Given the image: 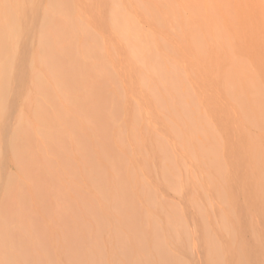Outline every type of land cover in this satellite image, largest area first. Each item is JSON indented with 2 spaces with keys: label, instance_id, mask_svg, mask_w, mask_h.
<instances>
[{
  "label": "rangeland",
  "instance_id": "rangeland-1",
  "mask_svg": "<svg viewBox=\"0 0 264 264\" xmlns=\"http://www.w3.org/2000/svg\"><path fill=\"white\" fill-rule=\"evenodd\" d=\"M70 1L73 4L71 6V8H73V9H71V11L69 12V14L67 16V17H69V19H67V17H62V16H59L56 14L54 18L56 21V28L57 29H55V27H52V28H54V30H53L54 33L51 32L52 28L48 29V33H49L48 40H50L49 38L51 36L52 37L51 41H53L52 42L53 44L50 42V45L51 46L55 45L54 43L56 40L58 42V43L56 42L57 44L55 45L57 48L56 50H55V46H52V48L54 49L53 53L56 51L54 53L56 55V64H55L54 68H50V69L46 68V70H45L44 69L45 67L42 68L43 66H41V69L39 68L40 70L38 71V67H40V65H38V63H37L38 66H36L35 63H33L35 69L31 67L32 64L29 65V63H28V61L30 59L28 56H30V53L32 52L33 49L35 50V48H36L35 45L37 44V35L39 33V28L41 25V24L39 25V22H41L39 11H38V14L36 13L35 15H32V17H34V18H33V20H30L31 23L29 22V24H28V27H29V29L31 28L32 32L30 33V31H29L27 34V37H26L27 40L30 39V41H28V47H31L33 44L34 45H33V47H31V49L30 48L25 49L23 47V49L25 50L24 53H22L23 52L22 47L20 49V51H21L20 54L22 53L24 55V56L21 55V58L23 61H22V65L20 67L21 69L19 68V71H18L19 77H18L17 81H15L13 83L14 84L13 87L17 88L16 84L19 85V87L17 89L13 88L15 90V91L13 90V94L16 95L18 92L19 96L18 95H16V97L14 95H12L14 97L11 96V98H10L11 103H14V105H16V106L14 107L13 104H12V106L14 108H12L10 106L11 108L9 110V114H10L9 116L10 117H16L17 116L16 113H18V111L21 113V111H22L21 107H23L22 108L23 112L27 116L26 115L24 116V114H22L23 112L21 114L24 116V118L27 117L26 118L27 120L28 119L31 120L32 117H31L30 109H29V111L27 109L24 110V108H25L24 105L28 104V102H26L27 101L26 99H28V101L30 99L32 100L31 97H26V96H29V93H30V96L34 97V100L31 101L32 103L29 101V103H30V104H28L29 108H30V105L32 108V106L39 104L40 106H43L46 109L47 115L46 114H44V115L47 116V118L45 120L49 119V121H51L53 124L51 125V127H49V128L47 127V128H43V129L45 131L48 130L46 133H50L49 135H51V133H53V135L55 137L51 135V138L53 137V140L56 142L55 143L51 142L53 144H51L50 142H47L48 145L46 147L44 142L42 141L43 140L42 137L40 135H37L35 141L32 140L33 143L31 144V146L30 147L26 146V148H28V149H26V151L28 150V152L24 151L25 148L23 149V151H24L23 154H24V156H26L25 158L28 159L27 162H30V163H28V165L25 164L26 166H24V169H25V167H27V169L30 168L29 169L30 171L28 172V170H26L27 172H23V171H25V170H23V171H21L22 172V174H21L20 170L17 169L16 165H14V162L12 161L13 159L11 158V155L9 152L10 148H7V146L4 147L5 143H4V140H2V142H3L2 149L4 152V159L2 158L3 162H2V164H1L2 166L0 168L1 187L4 186V184L6 182V176H8V172H10V171L13 172L17 176L16 180L19 179V182H21V184L23 186V189L21 188L22 191L21 190L16 191L17 194H15L16 192L13 191L12 195L11 194L8 195V197L6 198L7 200H5L3 198V204H4V207H6V209H5L3 207V204H2V210L4 211V213L9 214L13 210L12 208H14V207L16 208V206H19V207H17V209L20 208L17 217L14 218L15 220H17V219L18 220L15 222L14 219L13 220L11 219V221L8 223V232L5 234L6 236H8L10 238V240L13 239L11 241L12 247L10 245V248H8V250L6 252L7 256L13 261V264H18L19 262H21L19 264H31V263L35 264L38 262H39L38 264H49V263H51V264H74L76 262H77L76 264H78L77 259L79 257H82V259L81 258L78 259L79 262L85 264L86 263L85 261H88V259L85 260V258H87L86 256H88V258L90 257L91 260L93 259L92 261L89 260V262H87V263L90 264V262L91 263L93 262L92 264H94L95 263L94 261L97 262V259L100 256V252L104 251L102 253H104V255H106V256H109V254H108L109 251L110 250L112 251V248L117 245L116 243L114 244V241L112 243L110 242L112 239V236L110 233L107 232V230L109 231L112 227L113 220L111 222V218H121L124 220L126 218H129L130 215L135 216V214H137V212L139 213V211H140V213L143 214V216L141 218H144L143 222L141 221L142 219H140V221H141V225L143 226V229L145 230V232H150V230L153 228L154 224L157 223V225L160 228L159 229L160 236H158V240L160 241V243L163 244L164 247L166 246L165 249H168L167 252L169 253V255L172 256L173 258L179 260L180 264H218L219 262L216 263L217 262L216 256L213 254V252H211V250H213V249H210V248H212V246H214V245L216 246L217 242H218L217 246L220 247L223 244V245H225V248L226 247L228 248V246H229V248H236V245H238V244L240 246L246 245L245 248L244 247L243 248L247 249L248 252H251L252 256L256 258V252H255V248L253 247L254 243H253V237H252V233H251L252 228L253 229L256 228L255 229L256 232L261 237L264 238V220H263L262 215L258 212L259 206H256V202L258 201V194L256 193L258 185H256L255 181H257V179L261 176V173H260V175H257V179L254 180L253 175L255 173L254 172L255 170H252V169H255V165H254L255 161H256V155L255 154H258L257 156H262V154L264 153L263 152L264 151V149H263L264 148V127H263L264 126V119L262 120V118H264V110H262L261 111L262 114H260V109H262L264 107V0H199V1L198 0H157V2L153 0L154 5H153V1L149 0L150 3L152 2V5L155 7L156 12H159V13H155L156 17L153 14V11H155L154 8L152 6L151 7L145 6L146 5L145 1H147V0H144V1L140 0V2H139L140 4L144 5V8L146 7L145 9L144 8L143 9H137L138 6L137 5L134 6L136 3L133 0H116L117 2H119V4L121 3V5H122L121 12L124 14V16H125V14L129 15L128 18H130V21H132V24L129 23V25L131 27L134 25V28L135 29L138 28V30H139V31L137 30V32H136V30L133 28V31H134L133 32L132 28H131L130 31L133 33L129 32V34L131 33L129 35L131 37L129 38V36H128V38L126 39L127 41H125V42L130 43V47H129L128 43L125 44V42L122 41L123 38L118 33H116V31L114 32L115 36H114V33H113V35L111 34L113 32V29H109L110 26H112V25L109 24L110 23V18H109L110 16H108L109 13L107 11L109 8L105 7V4H103L105 0L102 1V5L98 4V2H99L98 0H96V1L93 0L92 6L93 5L94 6L92 9H91L92 6L87 7L90 4H87V6L85 5V3L88 2V0L85 1V3L82 0H70ZM110 1L112 2L113 0H109V1L106 0L105 3L109 2L108 4L110 5ZM132 1L134 3H131ZM143 2H145V3H143ZM44 3H45L44 0L39 1V7L43 8ZM95 3L98 4L97 5L98 7L96 6ZM155 3L158 4V11H157V6H155ZM78 4L82 5L81 6L82 8ZM103 5H104V9H103ZM147 5H149V4L147 3ZM106 6H108V5H106ZM164 7H166V8H164ZM148 8H150L151 10L153 9V11L150 10L152 13L149 10H146ZM95 9H96V11H95ZM93 10H94V12H93ZM160 10H162V11H160ZM73 11H75V12L73 13ZM82 11H83L82 15H84V17H81ZM146 11H149L150 13L147 12L148 14L145 15ZM77 12H79V14ZM160 12H162V13H160ZM143 13H145V14H143ZM77 14H78V17H77ZM159 14H162V15L160 16ZM26 16H27V14H26ZM70 16L72 18H70ZM159 17L160 18L162 17V18L160 19ZM78 18H82V19L84 18V19L81 20ZM128 18H126V20ZM36 19H37V21H36ZM72 19H74V20H76V22H78V26L76 28H73V30L71 31L69 26L68 27L66 26L67 24H65V22L68 20H72ZM164 19H165V21H164ZM133 20H134V22H133ZM32 21H33V23H32ZM27 22H28V20H27ZM34 22H35V24H34ZM219 25H221V26H219ZM130 26H129V28H130ZM80 29H82V30H80ZM111 30H112V32H111ZM59 33L61 36L59 35ZM64 34H66L65 37L67 36L66 38L68 39V40L66 39L68 41V42H66L67 45L65 42H63V41H66L65 37L63 38ZM116 34L118 37L116 36ZM32 35L33 36L35 35L34 38ZM91 36H92V39H91ZM96 36L98 39L97 43L98 42L100 43V45H98L99 43L97 44V47H99L101 49L104 48L103 51L107 52V54L106 53L104 54L102 52L103 54L100 55L99 52L94 53V51L92 50V48H93L92 46L94 45V43L96 44ZM54 37H56L57 39H55ZM87 37H89V38H87ZM26 38L23 39V43L26 41ZM132 38H133V40H132ZM135 38H137L138 40H136ZM238 38H239V40H238ZM33 39H35V40H33ZM90 39H91V41H93L95 39L94 40L95 42L93 43V42L89 41ZM129 39L131 41H129ZM220 39H221V41H220ZM222 39L224 41H226V43H228V44H225V42L223 43L226 45L227 48L232 47L231 45H232V43H234L232 49H230L231 51L230 50L228 51L229 53L227 52L226 47H224L225 45L224 46L222 45V47H224V48H222L221 45H220L221 48H219V46L217 47L216 44H219V42L220 43L223 42ZM61 40H63V41H61ZM35 41H36V44H35ZM133 41H136V42L138 41V42L137 43L134 42V43H136V45H135L133 43ZM157 41L159 42V44ZM154 42H155V46H157V48L154 47V44H153ZM230 42H232V43H230ZM92 43H93V45H92ZM229 43H230V46H229ZM89 44L92 45L91 49L88 48L91 51V52H89V54H93V56H90L87 53L88 49L86 50L87 52H84V50H85L84 48L87 47L84 45L89 46ZM144 44H146L147 47L150 46V44H152L154 49L151 46V50H149L151 52H149V51L147 52V49H146L147 47L144 48V46H145ZM59 45H61V48L59 47ZM127 45H128V47H127ZM138 45L142 46L141 48H144L146 51L144 52V50L142 49L143 52H141V50H139L140 47L138 48L139 51L137 49L134 50V48L136 46L138 47ZM193 45H195V46H193ZM97 47L95 46L96 49L95 48H93V49H95V51H99V50H97L98 49ZM131 47L133 48L132 50H131ZM127 48H129L128 51H127ZM148 48H150V47H148ZM220 49L222 52L220 51ZM223 49L226 52H224ZM129 50L133 51V53H131V51H129ZM198 50L200 52H203V53H200ZM61 51H63L65 54L61 55L58 53ZM92 51H93V53H92ZM134 51L137 54H135ZM138 52H140V54ZM146 52H147V54L145 55L144 53H146ZM187 52H189V53H187ZM82 53H85V54L87 53V55H89V57H92V58L95 56H98V57H95L94 60L92 59V62H96L97 60H99L102 57L104 60V64L102 63L101 59L99 60L100 64H99V62L98 63L96 62L95 63L96 65H94V63L92 64L91 61H90V63H88L89 60H87V62H86V59L88 56L84 57L86 55H84ZM100 53H101V51H100ZM149 53H151L152 56L150 55V57H149L148 56ZM78 54H80V55H78ZM75 55H78V56L75 57ZM82 55H84V56H82ZM141 55H142V57H141ZM190 55L192 56V58ZM63 56L67 57V60L65 61V63L63 60L66 57H64V59H60V57L63 58ZM79 56H82L81 57L82 59L85 58V60H83V62L85 64L88 63V65L90 64L89 65L90 69H92L93 67H94L93 69L95 71L99 69L100 74L98 71H96L97 73L94 71L95 74L92 73V75H91L90 69L87 68L88 72L86 74L89 73L87 75L89 77L85 76L86 80L83 79V78H85L84 73L86 72V69H84V68H86L88 65L87 64L85 65L84 63H82V59H80L79 62L74 61V60L79 59L80 58ZM131 56H132V58H131ZM146 56H148L149 59L145 60ZM152 57L155 58L156 61L153 60ZM97 58H99V59H97ZM134 58H136L137 60ZM95 59H97V60H95ZM130 59H133V60H130ZM24 60H25V62H24ZM59 60L61 62L63 61L64 64L63 63L60 64L61 62H59ZM72 60H73V62H72ZM90 60H91V58H90ZM144 60H145V63L147 62L146 64L143 62ZM67 61L69 63H67ZM136 61H138V62H136ZM76 62L80 63L79 68H78V69H80L79 70L81 72L80 74L76 73V72H78V69L77 70L72 69L73 70L72 71L68 68V66H69V67L76 69V67H75V66H77ZM101 63L103 65H101ZM105 63H107V64H105ZM73 64H74V66H73ZM82 64L84 66V67L82 66V69L85 71V72L83 71V73H82V71H81L82 69L80 67ZM142 64H144L143 66L146 69L142 68ZM153 64L154 65L156 64L157 67L155 66L156 68H154ZM159 64H161V65L159 66ZM104 65H106L105 66L106 68L108 66L107 71L105 70L106 68H103ZM23 66H25V67L23 68ZM62 66H64L66 70ZM59 67H60V70H59ZM173 67H175V69H177V70H178V68H180L179 69L180 73L178 71L176 72V70ZM102 68L104 69V71H102ZM157 68L158 69L160 68L159 69L160 71ZM31 69H34V71H35V72L32 71V75H30ZM43 69L45 71H43ZM48 69H49V71H48ZM172 69H174V71L176 73H178V75L179 74H180V76L182 75V78L185 76L184 80L185 81L187 80L186 82H188V83L192 82V83L188 84L179 76L177 77V74L174 71H172ZM237 69L238 70L241 69L243 72H239V71L237 72ZM29 70H30V72H29ZM155 70H157L158 72L161 73L162 78L160 77V74H158V76L160 78H158V77L155 78L153 76L154 75L153 72L158 73ZM162 70L165 73L164 75H162ZM33 72H34V74H36V77L38 78V83H34L33 81H31L32 86H33V83L35 85V87L31 86V88H35V89L38 85H39L38 87H40L39 82H42V80L40 81L41 76H43L45 72H46V74L48 73L47 76H46V74L43 76V78L45 80H43V82L41 83V88L44 90H41V91L39 90L41 93H39L38 90L31 89L30 88L31 83L29 85V81H27V78H30L29 80H33L32 78L35 77ZM36 72L39 74L41 72L42 73H41V75H38ZM69 72H71V76L68 75ZM56 73H58V74H56ZM168 73L170 75H168ZM25 74H27V77ZM63 74L66 76H69L70 78H72V76H73V78L70 80H69V78H67L68 81L64 80V78L66 79V77L65 76L63 77ZM81 74H82V78H81ZM237 74H245L246 77L249 75L248 76L249 78H250V76L251 77L256 76V79H259L258 80L259 82L256 79H255L256 82H253L255 80H254V77H252L251 78L252 84H251V82H249L250 80L246 84L245 83L246 81L240 80L241 77L238 76ZM95 75H96V78H95ZM109 75H111V76H109ZM21 76H22V78H20ZM155 76H157V75L155 74ZM163 76H165V77H163ZM168 76L170 78H171V76H175V78H176V80H174L175 83H172L171 81L173 78L169 79ZM194 76H195V78H194ZM243 77H245V76H243ZM76 78H77V80H76ZM95 79H96V81H95ZM246 79H244V80H246ZM18 80L19 81L21 80L20 84H19ZM54 80H56L57 83ZM82 80H84V81H82ZM149 80H151V81H149ZM71 81H72V83H71ZM79 81L81 82V84L79 83ZM144 82H145V85H143ZM160 82H162V83H160ZM257 82H258V84H257ZM23 83H24L23 87L26 90H24L22 87ZM53 83H54V85H53ZM146 83H149V84L146 85ZM170 83H172L171 84L172 89L168 88L171 86ZM176 83L177 84L180 83L178 85H181V86L178 87V85ZM249 83L251 84V86H253V83H255L256 86L257 85L258 86L257 87L253 86V88H255V89L253 91H251L252 87L249 85ZM150 84L153 86H151ZM167 84L170 86H167ZM245 85H249L250 87L249 86L247 87ZM85 86H87V88H86L87 90H85V88H83ZM88 86L89 87L90 86L91 87L96 86V87H94V90H92L93 87L92 88L90 87L91 88L90 89V88H88ZM97 86L98 87L101 86L104 89V91H106V93L105 92L102 93L103 89H101V91H100L101 87H99V89H98ZM159 86H160V89H159ZM188 86H189V89H188ZM154 87H156V88H154ZM162 87H165V88L163 89ZM27 88L31 89L30 91H28L29 93L27 92V90H29ZM50 88H52L54 93L50 92V91H52V90H49ZM72 88H73V90H72ZM161 88L163 91L161 90ZM256 88H259V89L256 90ZM89 89L91 91H89ZM145 89H147V91ZM169 90H170V92H169ZM228 90L231 94H229V92L226 94V92ZM259 90H260V92H259L260 94H253L255 91L257 92ZM24 91L27 92V95L25 94L26 92H24ZM85 91H87V92H85ZM92 91L94 93H99V91H100L99 96L97 97V94H96V96H95V94H92L93 93ZM187 91H190L192 94H188L189 92H187ZM146 92H148L149 94L147 95ZM47 93H48V95H47ZM49 93H51V95ZM81 93H83V94H81ZM103 94H104V100H101L103 102L102 103L103 106H102L101 101L99 99H103V97H100L101 95L103 96ZM176 94H178V96ZM51 96H53V97H51ZM94 96L97 97V99ZM182 96L184 99L182 98ZM22 97H26L25 99H23V100H26L25 101L26 104L24 102H22L23 101ZM35 97L41 98V99H38L40 103L38 102V100ZM50 97L52 99H50ZM112 97H114V98H112ZM116 97H117V99H116ZM151 97H153V98L151 99ZM203 97H205V98L203 99ZM78 98H80V99H78ZM88 98H89V100H88ZM93 98H94V100H93ZM154 98H156V99H154ZM159 98H160V100H159ZM12 99L15 101H13ZM35 99H36V101H35ZM117 100H119V101H117ZM182 100H183V103H182ZM259 100H261V101H259ZM157 101H159V102H157ZM33 102L36 104H33ZM49 102H51V103H49ZM96 102L98 104L100 103V105L98 107L101 106L100 107L101 110L100 109L98 110V107L96 109V107H95ZM108 102L110 103V106L112 104H115V105H113V108L116 111L115 113H114V109L111 108L112 106L110 108H108L109 107ZM56 103H57V105H56ZM160 103L162 104V106L160 105ZM243 103L245 104L244 107H246V111L244 110L245 112L242 110V108H244L242 105ZM21 104H22V106H21ZM164 105H166V106H164ZM236 106H239V108ZM154 107H155V110L157 109L156 112L154 110ZM249 107H251L250 110L249 109L247 110V108H249ZM93 108H94V110H93ZM134 108H135V110H134ZM162 108H164V109L162 110ZM182 108H184V109H182ZM18 109H20L21 111ZM176 109L178 112H176ZM186 109H188L187 110L188 119L186 116L187 113L185 114ZM251 109H253L254 113L251 112ZM255 109H257L259 111L258 115H256L257 110L255 111ZM13 110L16 112H14ZM57 110H59V111H57ZM239 110L240 111L242 110V112L240 113ZM51 111H54V112H51ZM117 111H119L120 113H118ZM136 111L139 114H141V115H139L137 113V115L139 117L136 115V113H135ZM238 111H239V113H238ZM247 111L248 112L250 111L251 113L248 115ZM166 112H167V114H168V112L170 114L166 115ZM189 112H190V114H189ZM13 113L16 116H14ZM162 113H164V114H162ZM193 113H194V115H193ZM242 113L245 114V117L247 114V119L248 118L251 119L250 120L251 123H253L255 121L256 122L255 124H257V126L260 123V121L257 119L258 116L261 117L260 120L263 123L261 122L262 124L260 123L259 127H256L255 124L250 123L249 119L247 122V119L244 118V116H243L244 114H242ZM52 114L55 118H53ZM131 114L133 117L135 116L136 118L137 117L139 118V119H136V120H138L137 121L138 123L135 122V124H134V122H133L134 125L131 123L132 122L131 120L134 119V118H132ZM254 114L257 116V118L254 117L255 116ZM58 115H60V116H58ZM236 115L239 117V119L237 118ZM250 115H253L252 118ZM145 116H147V118H145ZM159 116H161V117H159ZM183 116L185 117V119ZM189 116H190V118H189ZM191 116H193V118ZM151 117H152V119H151ZM234 117H236V118H234ZM58 118H60V119H58ZM119 118H120V120H118ZM130 118H132V119H130ZM174 118H175V120H173ZM254 118L256 120H258V122L256 120H254ZM27 120H26V122H27ZM103 120L105 121V123ZM31 121H33V118ZM111 121H112V123H111ZM28 122H29L28 124H30V121H28ZM107 122L109 124H107ZM114 122H116L115 123L116 125H119L121 127V130L124 129V131H123L124 134H126V132H129L131 130L130 129L132 127L131 125H133L135 127V128L132 127V129L134 130V131H132L133 136L131 135L132 132L129 133L128 135L126 134L127 136L125 135L128 139H126L124 136V139L128 140L129 143H127V141H125V140L123 141V138H122V140L120 138V140L122 141V144L124 142L123 147H122L121 142L118 140L119 137H123V135H122L123 133L119 136L117 135V133L120 132V131H118V130H120V127L113 125ZM179 122H181L180 125H179ZM10 123L14 124L12 122H10ZM31 123H33V122H31ZM36 123H38V121H36L35 124ZM183 124H184V127H183ZM189 124L190 125L192 124V125L190 126ZM210 124L212 126H210ZM33 125H34V123L32 124V126ZM10 126L8 128H10ZM55 126H56V129H55ZM113 126H115L114 130H113ZM129 126H130V128H128ZM192 126L194 127V130H193ZM179 127L181 128V131H185V133L180 132V130H178ZM190 127H192V128L190 129ZM212 127H214L213 128L214 132L207 129V128H209L212 130ZM126 128H127V131L125 130ZM144 128H145V130H144ZM185 128L187 130L190 129V131H189L190 134H188V131H186ZM198 128H202L203 131H200V129H198ZM53 129H55V130L53 131ZM60 129H61V131H58ZM128 129H130V130L128 131ZM243 129L249 130L248 135H250V132H251L252 136L255 135V136H253V138L259 134L257 137H259V136L260 137H259V139H257V141L260 142L261 147H259V144L256 143L257 141L254 140L255 138L254 139L251 138L252 137L251 135L248 138H245V140H243L244 137L248 136V135H246V136L243 135L247 131L246 130L245 133H243V131H242ZM170 130L172 132H170ZM45 131H43V132L45 133ZM55 131L57 133H55ZM205 131H206V133H205ZM111 132H113V133H111ZM115 132H117V133H115ZM174 132H179V133L175 134ZM58 133H59V135L61 133H63L60 135V138H58L59 135L57 136ZM97 133L100 136L97 135ZM172 133H174V135H172ZM186 133L190 136L189 137L186 136L187 135ZM209 133H210V136L211 135L215 136L214 140L212 139L214 137H211V139L213 141L209 138L210 137L209 135H206ZM91 134L96 135L97 138L95 136L93 137V135H91ZM107 134L108 135L112 134V135L109 137H106ZM115 134L117 135L118 139L115 137ZM184 134H186V135H184ZM241 134H242L243 138L239 137V136H241ZM181 135H182V137H181ZM202 135H204L203 136L204 138L202 137ZM38 136L41 138H39ZM71 136L72 137L74 136V137L72 138ZM85 136H87L88 140ZM174 136H175V138H174ZM185 136H186V138H184ZM90 137L95 138L96 140L92 139ZM102 137H103V139H102ZM114 137H115V140H114ZM130 137H131V139H130ZM141 137H143V138H141ZM155 137H156V139H155ZM219 137H220V139H219ZM62 138H64V139H62ZM194 138H196V139H194ZM238 138L240 139V141L242 140V142L246 141V143H243V146H245V147L242 148V143L238 140ZM32 139H34V138H32ZM182 139H184V141L187 144H188V142H190V143L192 142L191 143L192 147L194 149H196V151H193L194 149L192 147H190L191 149H193L192 153H191V154H193L192 156H191V154L190 155L188 154V157L183 156V155H185L184 151H186L188 149V148L186 149L185 147H189L188 146L189 144L187 145L185 143L184 145H182L181 142L184 143V141H182ZM187 139L188 140L190 139L191 141L187 142ZM67 140L69 142H67ZM70 140H72V141H70ZM94 140L100 141L99 146L96 145V147H95L96 142ZM116 140L118 141V143H120V146L123 149L121 148L119 150V147L117 150L114 149V147L116 145L119 146V144L116 143L117 142ZM253 140H254V142H252ZM48 141H51V140H48ZM91 141L95 142V143H93L94 145L92 144ZM142 141H144V142H142ZM178 141H180V142H178ZM195 141H197V142H195ZM57 142H58V144H57ZM105 142H107V143L105 144ZM109 142H111L110 149H109V145H108ZM113 142H114V146L112 149ZM130 142H132V144ZM162 142H163V144H166V145H164V147H162L161 148L162 150H161L160 147H161ZM167 142H168V144H167ZM169 142H170V145L172 146V148L171 147L169 148V146H170ZM239 142L241 144V147H239L240 146ZM23 143H22V146H24V144H25V143L24 144ZM49 143L51 145H54V147L49 145ZM209 143H210V145H209ZM236 143H238V145ZM250 143L253 146L255 144V146L253 147ZM80 144L82 145V147ZM143 144H145V145H143ZM148 144L151 146V148H150V146H148ZM157 144H159V145H157ZM179 144H180V148H179ZM197 144H199V147ZM245 144H247V145H245ZM173 145L174 146L176 145V147H173ZM200 145H201V147H200ZM212 145L214 147H212ZM249 145H250V148L247 147ZM43 146L46 147V149H44ZM91 146H93V147H91ZM125 146H127L128 149ZM156 146H157V148H156ZM52 147H53V149H50ZM144 147H146V148L144 149ZM167 147H168V149H167ZM219 147H221V148H219ZM236 147L238 148V150ZM258 147L262 150L260 151V149ZM57 148H59V149H57ZM116 148H117V146H116ZM183 148H184V151H183ZM212 148H214V149H212ZM216 148H218V149H216ZM244 148H245V150L246 149L247 150L245 151ZM133 149H135V150H133ZM152 149L153 150L158 149V150H156V152H154L155 150L153 151ZM170 149H172V150H170ZM189 149H188V152L190 153L191 151H189ZM201 149H203L202 150L203 152H201ZM241 149L246 152V155H245V152H241ZM248 149L249 150L252 149V151H249ZM253 149L254 150L259 149L258 152H260V153H258L257 150L255 152ZM113 150H116V151L119 150V152H116ZM87 151H89V154H87ZM112 151L114 152V154ZM131 151H133V152H131ZM146 151H147V153H146ZM161 151H162V154H160ZM164 151H166V155H165ZM198 151H200V152L198 153ZM137 152H138V154H136ZM163 152H164V155H163ZM170 152H171V154H169ZM204 152H206V154ZM133 153H135L137 156L135 154L133 155ZM182 153H183V155H182ZM185 153H187V151ZM200 153L202 155L204 154L207 156V158L205 156H203L206 158V159L202 158V159H205L204 161L202 160L203 163H201V157H200L201 154ZM72 154H73V156H72ZM139 154H141L140 155L141 157L138 156ZM179 154H181V155H179ZM88 155H90V156H88ZM91 155H93L94 158L96 155V157L98 159L97 164H96V159L94 160ZM114 155L118 156V157L113 158ZM159 155H160V157H159ZM177 155L182 160H180ZM252 155H255V156H252ZM98 156H100V157H98ZM149 156H150V158L152 156V158H151L152 160L148 159ZM165 156H167L168 158ZM180 156H182V157H180ZM208 156L210 158L207 161ZM251 156L255 159L253 160ZM52 157H53V159H52ZM101 157H102V159H100ZM120 157L123 158L124 162L125 161L129 162V159H127V158L130 157L132 160L129 163H131V164H129L127 162L128 164L125 163V165H124L123 164L124 162L120 161L121 160ZM173 157H174V159H173ZM183 157L185 158V161H184ZM219 157H222V158L220 159ZM25 158H24V160L26 161ZM76 158H78V159H76ZM124 158L126 160H124ZM165 158H166V160H165ZM169 158H171L172 159L171 161H174V162H171V161L169 162ZM197 158H198V160H197ZM117 160H118V163L121 162L120 164H123V166H125V167H122V166L118 165L119 168L122 167V169H121L122 171L125 170V171H127V173H130L132 171L136 172L135 176L137 178L139 177L138 180L136 179L137 181L135 179H133L134 178L133 175H132V177H129V180L131 178V181L133 179L132 182H134L133 183L134 185L132 183H130V185L132 184L131 186L129 185L131 188L133 187L132 190L129 186H128V188L125 189V187H126V185H125L124 188H123V186H122V188L120 187L121 192L118 193V191H120L119 185H121V182L123 184L126 183L125 181L126 180L128 181V179H127L128 176H126L127 178H124L126 180H124V182H123L124 175H127L126 173H124L125 171L124 172L119 171L117 173L116 171L113 170V169H115L114 168L115 166L112 167L113 165H111L110 163L115 162L114 164L117 165V163H116ZM178 160H180V161L176 164V162ZM43 161H45V162H43ZM147 161H149V162H147ZM198 161H200V162H198ZM238 161H241V163ZM251 161L254 162V164L251 163L252 166H254L253 168H251V166H249ZM98 162H100V164ZM132 162H134V163H132ZM219 162H220V164H219ZM47 163H49V164H47ZM108 163L113 168L112 171H110L111 168L109 167L110 165ZM159 163L161 166L159 165ZM170 163H172V164H170ZM186 163H187V165H186ZM134 164L135 165L137 164V165L135 166ZM168 164H170L171 166H169ZM200 164H202V165L200 166ZM131 165H134L135 168H134V166L132 167ZM157 165H158V167H157ZM173 165H175V166L173 167ZM39 166H41V167H39ZM42 166H43V168H42ZM118 166H116L117 171L120 170V169H118ZM162 166H163V168L161 169ZM211 166H213V167H211ZM14 167H16V168L14 169ZM131 167H132V171L129 172L128 169L131 170ZM142 167H145L144 170L146 169V171H143ZM153 167H154V169H153ZM169 167H170V169H168ZM182 167H184V169L187 167L186 171L188 173L184 172L185 170ZM218 167H220V168H218ZM243 167H245V168H243ZM36 168H38V170ZM207 168L209 170H207ZM16 169L19 171H17ZM32 169H34V170H32ZM94 169H96V171H95L96 173L94 172ZM62 170H63V172H62ZM163 171H164V173H163ZM252 171L254 173H252ZM111 172H113V174ZM219 172L220 173L222 172V176H223V173H225L224 176L226 177L225 179L227 180L226 185L222 182V187L220 184L221 182H219V181H223V178L221 177V174ZM13 173H12V175H14ZM19 173H20V175H19ZM115 173H117V174L121 173V174L116 176ZM97 174H98V176H97ZM103 174H104V176H102ZM22 175L24 176V178H22ZM163 175H166V177ZM129 176H130V174H129ZM114 177H115V179H114ZM229 177H230V179H229ZM162 178H163V180H162ZM102 179L104 181V184H102V182H101ZM180 180L181 181L183 180L182 183ZM116 181H118L119 185L115 184ZM131 181H128V184ZM175 181H176V184H175ZM217 181L219 183H217ZM66 182H67V184H66ZM135 182H137L136 185H138L139 188L144 183L143 187H141V190L143 188L142 193H140L141 190H140V192H137L138 197L136 196V191H139V189L137 188V186H135ZM160 182H161V184H160ZM31 183H32V185H31ZM99 183H100V185H99ZM21 184H20V186H21ZM28 184H29V186H28ZM254 184H255V186H254ZM52 185H53V187H52ZM104 185L106 186V188ZM174 185H176V186L181 185V186H179L178 188L175 186L176 188H175V190H173ZM59 187H60V189H59ZM134 187H135V189H134ZM129 188H130L131 192L136 190V188H137V190L134 191L135 192L134 194L133 193L131 194V192L129 191ZM157 188L159 190H157ZM154 189H155V192L153 191ZM145 191H147L148 193H145ZM21 192H23L22 194H23V197L25 198V199L23 198L24 202L22 200V197H20V195H22V194H20ZM127 193H128V195H127ZM144 193L147 195L146 197L149 196L148 199L150 201H153V199L156 201L155 209H154V207L149 206L150 205L149 202H148L149 205L147 204L146 199L144 200V198H145ZM97 194H98V196H97ZM250 195H253V196H250ZM127 196H129V199L127 198ZM108 197H109V199H108ZM112 197L114 198L113 202H109V200ZM242 197H244L243 198L244 202L242 201ZM150 198H153V199L151 200ZM246 198H248V202H247ZM148 199H147V201H148ZM156 199H158V200H156ZM97 200L99 201V203H101L103 205L102 209H100V208L98 209V208L94 207V204L97 202ZM226 201L230 202L232 204V207H234L232 210H231V205L229 207V210H231L230 212H232V214L229 213L225 209V208H227L226 207ZM11 204H12V207H11ZM15 204H16V206H14ZM154 204L155 203L153 202V205ZM8 205H10V209H9ZM136 207H137V209H136ZM203 207L205 209L207 208V210H205ZM246 208H249V210L247 209V211H246ZM174 209L176 212L174 211ZM216 209H218V210H216ZM235 210L237 211V214H236ZM215 211H216V214H218V215L217 216L215 215L216 221H213ZM223 211H225V212H223ZM108 212H109V215H108ZM170 212H172V217H170V215H171ZM226 213L228 214L229 217L232 216V218L234 219L233 220L232 218H228V223H227L229 225V226L227 225V227H229L230 229H232V228L235 229V231H234L235 239L233 238V240H231V242H229V236L227 235V233L224 229V226H226V225H224L226 222V220H224ZM148 214H150V216H151V217L149 216L147 218L148 220L150 219V222H148L145 219L148 216ZM177 214H179V216ZM111 215H112V217H111ZM29 216H30V218H29ZM205 216L208 217V221L205 218ZM46 217L49 220H47ZM137 217H139V216L137 215ZM173 217L175 220L173 219ZM176 217H178L177 220H176ZM179 218H180V220H179ZM188 218H189V220H188ZM51 219H52V221H51ZM243 219H244V221H243ZM97 220L99 221L98 224H96ZM137 220L139 222V218H137L136 221ZM187 221H189L190 223ZM218 221H219L218 227L220 226L219 229L217 228V222ZM204 222H205V225H204L205 229L208 231V234L210 233L209 235L207 234V231H205V229H203L204 226L202 223H204ZM188 223H189V226H188ZM139 224H140V222H139ZM208 224H210V225H208ZM53 225H56V226L53 227ZM107 225H109V226H107ZM175 226H178V228H179V229L176 228V233H178L177 230L178 231L180 230V232L177 235H176V233H174L172 231L173 228L175 229ZM191 226H192V228H191ZM14 227L16 229H13ZM18 227H23V228H21L22 231H20ZM44 228H46V229H44ZM53 228L55 230H52ZM56 228H57V231H56ZM75 228H77V230ZM82 228H83V231H82ZM197 228H198V230H197ZM49 229L52 232H49ZM14 230H16L17 232H15ZM24 230H27V231L25 232ZM23 231L25 233H23ZM95 231H97L96 232L97 234L95 233ZM213 231H214V233H213ZM42 232H44V234ZM83 232H84V234H83ZM81 233H82V235H81ZM88 233H89L90 239L87 237ZM105 233H107V234H105ZM56 234L58 237L56 236ZM58 234H60V236L62 238H59ZM100 234H101V237H100ZM41 235H42V237H41ZM68 237H69V239H68ZM189 237H190V239H191V237L193 238L192 241H190ZM208 237H210V238H208ZM39 238H40V240H39ZM81 238H82V240L80 241L79 239H81ZM97 238L99 239V242L97 241ZM164 238H166V239H164ZM86 239H88V240H86ZM109 239H110V241H109ZM168 240H170V241H168ZM176 240L178 242L177 244H175ZM6 242H8V241H6ZM50 242H53V244L52 243L50 244ZM77 242H79V243L77 244ZM95 242L97 243V245H98V243L100 245H98L99 248L95 247V249H98L97 251H94L92 248V250L95 252L94 253L91 250V247H94V245L96 246ZM104 242H105V244H104ZM55 243H57V244L55 245ZM168 243H170V244H168ZM235 243H237V244H235ZM101 244H102V247L105 246L104 248L107 250V253H105L106 252L105 249H101L102 248V247H100ZM172 244H173V246H172ZM84 245H87V246H84ZM210 245H211V247H210ZM234 245H235V247H234ZM62 246H64V250H62L63 248L61 249ZM109 246L111 249L108 248ZM56 247H58V248H56ZM88 247H90V248H88ZM79 248H81V249H79ZM82 248H83V251H82ZM86 248H88V249H86ZM223 248H224V246H223ZM85 249H86V251H85ZM99 249H101L102 251L101 250L99 251ZM50 250L51 251L53 250V251L51 252ZM65 251H67V253ZM111 251H110V253H111ZM51 254L53 255V257L51 256ZM94 254L96 255L97 258L94 257ZM42 255H47L48 257H50V256L51 257L49 258V260H47L48 257L47 256L43 257ZM212 255L215 257H213ZM38 257H39V261H38ZM253 257H252V259H253ZM51 258H53V259H51ZM36 259H37V261H36ZM57 259H58V261H57ZM200 259H201V261H200ZM214 259H216V260H214ZM232 260L234 261V259L231 258V255H230V259L227 262L230 263V261H232ZM34 261H35V263H34ZM57 262H59V263H57ZM229 263H226V264H229ZM3 264H7L5 262V260L3 261ZM231 264H232V262H231ZM233 264H235V261L233 262Z\"/></svg>",
  "mask_w": 264,
  "mask_h": 264
},
{
  "label": "bare ground",
  "instance_id": "bare-ground-1",
  "mask_svg": "<svg viewBox=\"0 0 264 264\" xmlns=\"http://www.w3.org/2000/svg\"><path fill=\"white\" fill-rule=\"evenodd\" d=\"M39 1H42V0H0V168H1V164H2V162H3V160H2V158L4 159V152H3V149H2V147H3V142H2V140H4V147L5 146H7V148H10L9 150V152H10V155H11V158L13 159L12 161L14 162V165H16V167H17V169H19L20 170V173L22 174V172L21 171H23V170H25V171H23V172H27L26 170H28V172L30 171L29 169H27V167H25V169H24V166H26L25 164H27L28 165V163H30V162H27L28 161V159L27 158H25L26 156H24V151H26V149H28V148H26V146H28V147H30L31 146V144L33 143V141H35V139H36V136L37 135H40L41 137H42V141L44 142V144H45V146L47 147V145H48V143L47 142H53V143H55L56 141H54L53 140V137L51 138V135L52 136H54L53 135V133H51V135H49L50 133H46L47 131H45L43 128H49V127H51V125L53 124L51 121H49V119L48 120H45L46 118H47V116H45L44 114H46V109L43 107V106H40L39 104H36V103H34L33 102V104H36L35 106H32V108H31V105H30V108H29V105L28 104H30L29 103V101L31 102V101H33L34 100V97H32V96H30V93L28 92V91H30L31 89H35V88H31V86H32V82L31 81H33L34 83H38V78L36 77V74H34V64L33 63H35V65L36 66H38V65H40V67H38V71L41 69V66H43L42 68H44L45 70H46V68H54L55 67V64H56V55L53 53V51H54V49L52 48V46H55L58 42H57V40L55 41V45H50V42L52 43L53 41H51V36H50V40H48V37H49V33H48V29H50V28H52V27H55V29H57L56 28V21H55V15L57 14V15H59V16H62V17H67L68 16V14H69V12L71 11V9H73V8H71V6L73 5L72 4V2L69 0H44V7L43 8H40L39 7ZM82 1H84V3H85V1H87V0H82ZM94 1H96V0H94ZM99 2H98V4H101L102 5V1L103 0H98ZM109 1V0H108ZM136 4L134 5V6H138L137 7V9H143L144 8V5L143 4H140L139 2H140V0H133ZM131 2V3H134V2ZM142 1H144V0H142ZM148 1V2H147ZM147 1H145L146 2V7H153L154 8V10L155 11H153V9L151 10L150 8H148V9H146V10H151V11H153V14H154V16H155V13H159V12H156V9H155V7L153 6L154 5V1H156L157 2V0H152L153 1V5H152V2L150 3V1L149 0H147ZM199 1V0H198ZM90 2V3H89ZM93 2V0L91 1V0H88V2L87 3H85V5L87 6V4H90V5H88L87 7H89V6H92V3ZM106 2V0L104 1V3L103 4H105V7H108L109 9L107 10L108 11V13H109V15L108 16H110L109 18H110V23L109 24H111L112 26H110V28L109 29H113V32H112V30H111V34L113 35V33L116 31V33H118L123 39H122V41H127L126 39L128 38V36L131 34V33H133L134 31H133V28H134V25L131 27L130 25H129V23H131L132 24V21H130V18H128L129 17V15L127 14H125V16H124V14L121 12V9H122V5H121V3L119 4V2H117L116 0H113L112 2L110 1V5L108 4V3H105ZM145 2H143V3H145ZM82 3V2H81ZM147 3L149 4V5H147ZM210 3V2H209ZM96 4V3H95ZM98 4H96V6L98 5ZM151 4V5H150ZM198 4V3H197ZM78 5H80V4H78ZM106 5H108V6H106ZM128 5V4H127ZM201 5V4H200ZM82 5H80V7H81ZM94 6V5H93ZM93 6L91 7V9L93 8ZM155 6H157V11H158V4L157 3H155ZM79 7V8H80ZM98 7V6H97ZM145 7V8H146ZM193 7V6H192ZM82 8V7H81ZM144 8V9H145ZM164 8H166V7H164ZM173 8V7H172ZM103 9H104V5H103ZM129 9V8H128ZM162 9V8H161ZM82 10V9H81ZM90 10V9H89ZM88 10V11H89ZM38 11L40 12V19H41V22H39V25H40V28H39V33H38V35H37V44H36V41H35V46H36V48H35V50L33 49L32 50V52L30 53V56H28L30 59H29V61H28V63H29V65H31V67L32 68H34V69H31V72H30V70H29V72L31 73H29L30 75H32V71H34L33 72V74L35 75V77H33L32 79L33 80H29L30 78H27V81H29V85H30V83H31V85H30V88L31 89H29V88H27V89H29V90H27V92L29 93V96H26V97H31L32 98V100L30 99L29 101H28V99H26V100H23V99H25L26 97H22V102H24L25 103V101L26 102H28V106L27 105H24L25 106V108H24V110L25 109H27L28 111H29V109H30V111H31V117L33 118V121H31L32 120V118H31V120H27L26 118L27 117H25L24 118V116L26 115L24 112H23V107H21V110L20 109H18V110H20L21 111V113L22 114H24V116L18 111V113H16L17 114V116L14 114V116H16V117H10L9 115V110H10V108L12 107V108H14L16 105H14V103H11V100H10V98H11V96L12 95H14L13 94V88H16V87H13L14 86V82L15 81H17V79H18V77H19V73H18V71H19V68L21 67V65H22V58H21V55L22 56H24L22 53H24V49H23V47L25 48V49H31V47H33V45L31 46V47H28V41H30V39L29 40H27V34H28V32L30 31V33L32 32V30H31V28L29 29V27H28V24H29V22L31 23V21L30 20H33V18L34 17H32V15H35L36 13L38 14ZM85 11V10H84ZM95 11H96V9H95ZM149 11H146V14L145 13H143V14H145V15H147L148 13L147 12H149ZM150 11V12H151ZM160 11H162V10H160ZM75 11H73V13H74ZM93 12H94V10H93ZM149 12V13H150ZM72 13V14H73ZM78 14H79V12H77ZM107 13V14H108ZM152 13V12H151ZM160 13H162V12H160ZM26 14H27V16H26ZM78 14H77V17H78ZM83 14V11L81 12V15ZM85 14V13H84ZM96 14V13H95ZM106 14V13H105ZM152 14V15H153ZM150 15V14H149ZM160 16L162 15V14H159ZM39 16V15H38ZM73 16V15H72ZM30 17V18H29ZM81 17H84V15H82ZM156 17V16H155ZM70 18H72L71 16H70ZM126 18H128L127 20H126ZM160 18V17H159ZM162 18V17H161ZM160 18V19H161ZM67 19H69V17H67ZM78 19H81V20H83L82 18H78ZM27 20H28V22H27ZM36 21H37V19H36ZM87 21V20H86ZM107 21V20H106ZM130 21V22H129ZM164 21H165V19H164ZM27 22V23H26ZM133 22H134V20H133ZM32 23H33V21H32ZM34 24H35V22H34ZM65 24H67L66 26L68 27L69 26V28H70V30L72 31L73 30V28H76L77 26H78V22H76V20H74V19H72V20H68V21H66L65 22ZM26 25V26H25ZM31 25V24H30ZM129 26H130V28H129ZM219 26H221V25H219ZM112 27V28H111ZM79 28V27H78ZM131 28H132V31L133 32H131L130 30H131ZM235 28V27H234ZM233 28V29H234ZM83 29V28H82ZM82 29H80V30H82ZM135 29V28H134ZM53 30H54V28H52V33H54L53 32ZM66 30V29H65ZM136 30V32H137V30H138V28H136L135 29ZM34 31V30H33ZM68 31V30H67ZM139 31V30H138ZM206 31V30H205ZM38 32V31H37ZM57 32V31H56ZM129 32H131L130 34H129ZM209 32V31H208ZM138 34V33H137ZM219 34V33H218ZM225 34V33H224ZM51 35V34H50ZM59 35H60V33H59ZM65 35L66 34H64V36H63V38L65 37ZM96 35V34H95ZM135 35V34H134ZM133 35V36H134ZM31 36V35H30ZM33 36V35H32ZM35 36V35H34ZM34 36H33V38H34ZM57 36V35H56ZM61 36V35H60ZM71 36V35H70ZM76 36V35H75ZM114 36H115V33H114ZM113 36V37H114ZM116 36H117V34H116ZM59 37V36H58ZM67 37V36H66ZM65 37V40L67 39ZM118 37V36H117ZM131 36H129V38H130ZM135 37V36H134ZM24 38H26V41L23 43V39ZM55 39H57L56 37H54ZM62 38V39H63ZM73 38V37H72ZM86 38V37H85ZM87 38H89V37H87ZM227 38V37H226ZM36 39V38H35ZM35 39H33V40H35ZM61 39V38H60ZM91 39H92V36H91ZM91 39L89 40V41H91ZM101 39V38H100ZM136 40H138L137 38H135ZM68 40V39H67ZM63 41V40H61V41H63V42H68V41ZM95 40V39H94ZM91 41V42H95V41ZM97 36H96V44L94 43V45L97 47V44L99 43H97ZM132 40H133V38H132ZM238 40H239V38H238ZM32 41V40H31ZM129 41H131L130 39H129ZM220 41H221V39H220ZM222 41L223 42H219V44H216L217 45V47L219 46V48H221L222 47V45L224 46L225 44H228V43H226V41H224L223 39H222ZM57 42V43H56ZM113 42V41H112ZM134 42H136V41H133V43ZM138 42V41H137ZM136 42V43H137ZM158 42V41H157ZM225 42V44H223ZM31 43V42H30ZM70 43V42H69ZM68 43V44H69ZM93 43H92V45H93ZM122 43V42H121ZM126 43H128V42H125V44ZM136 43H134L135 45H136ZM142 43V42H141ZM218 43V42H217ZM230 43H232V42H230ZM230 43H229V46H230ZM53 44V43H52ZM71 44V43H70ZM73 44V43H72ZM87 44V43H86ZM91 44V43H90ZM89 44V46L88 45H84V46H87V47H85L84 49V52H87L88 54H89V52H91L90 51V49H91V46L92 45H90ZM143 44V43H142ZM149 44V43H148ZM147 44V45H148ZM154 44V47H156L157 48V46H155V42L153 43ZM158 44H159V42H158ZM157 44V45H158ZM66 45H67V43H66ZM92 46L93 48H95V46ZM98 45H100V43L98 44ZM128 45H129V47H130V43H128ZM128 45H127V47H128ZM145 46H144V48H146L147 46H146V44H144ZM220 45H221V47H220ZM233 45H234V43H232V47H233ZM83 46V47H84ZM132 46V45H131ZM151 46H152V44H150V46H148V47H150V48H146L147 49V52L149 51V50H151ZM193 46H195V45H193ZM21 47H22V49H23V52L20 54V49H21ZM59 47L61 48V45H59ZM68 47V46H67ZM101 47V46H100ZM133 47V46H132ZM131 47V50L133 49ZM137 47V46H136ZM134 48V50H138V48L140 47H142V46H139L138 45V47L137 48ZM153 47V46H152ZM154 47H153V49H154ZM224 47H226V45L224 46ZM224 47H222V48H224ZM232 47H230V48H227L226 47V49H227V52L230 50V49H232ZM88 48H90V49H88ZM92 48V50L94 51V53L95 52H99V54L100 55H102L103 53L105 54H107V52H105V51H103V49L104 48H99V47H97L98 49L97 50H99V51H95V49H93ZM139 48V50H141V52H143L142 51V49L144 50V52L146 51L144 48H141L140 49ZM57 48H56V46H55V50H56ZM78 49V48H77ZM88 49V50H87ZM128 49L129 48H127V51H128ZM225 49V50H226ZM60 50V49H59ZM81 50V49H80ZM79 50V51H80ZM83 50V49H82ZM87 50V51H86ZM113 50V49H112ZM131 50H129V51H131ZM138 50V51H139ZM196 50V49H195ZM209 50V49H208ZM74 51V50H73ZM93 51H92V53H93ZM100 51H101V53H100ZM114 51V50H113ZM199 51V50H198ZM220 51H221V49H220ZM223 51H224V49H223ZM231 51V50H230ZM103 52V53H102ZM147 52L146 53H144L145 55L147 54ZM149 52H151V51H149ZM194 52V51H193ZM200 52V51H199ZM222 52V51H221ZM224 52H226V51H224ZM59 54H61V55H63V54H65L63 51H61V52H58ZM80 53V52H79ZM87 53L85 54V53H82V54H84V55H86V56H84V55H82V56H84V57H87V59H86V62H87V60H89V62L88 63H90V61H91V63L93 64L94 63V65H96L95 63L97 62H99V60L101 59L102 60V63L104 64V60H103V58L101 57L100 59L99 58H97V59H99V60H97V59H95V60H97L96 62H92V59L94 60V58L95 57H98V56H95V57H89V55L90 56H93V54H89V55H87ZM130 53V52H129ZM131 53H133V51H131ZM134 53H135V51H134ZM139 54H140V52H138ZM187 53H189V52H187ZM200 53H203V52H200ZM205 53V52H204ZM229 53V52H228ZM77 54V53H76ZM135 54H137V53H135ZM142 54V53H141ZM78 55H80V54H78ZM78 55H75V57L76 56H78ZM131 55V54H130ZM150 55H151V53H149V57H150ZM229 55V54H228ZM60 56V55H59ZM82 56H79L80 58L79 59H77V60H74V61H78L79 62V60L80 59H82L81 57ZM135 56V55H134ZM148 56H146L145 57V60L146 59H149V57ZM152 56V55H151ZM191 56V55H190ZM64 57H66V56H63V58L62 57H60V59H64ZM137 57V56H136ZM141 57H142V55H141ZM90 58H91V60H90ZM131 58H132V56H131ZM153 58V57H152ZM191 58H192V56H191ZM27 59V58H26ZM134 59H136V58H134ZM139 59V58H138ZM67 60V57L63 60L64 61V63H65V61ZM83 60H85V58H83L82 59V63H84L83 62ZM130 60H133V59H130ZM137 60V59H136ZM145 60L143 61L144 63H145ZM153 60H155V58H153ZM226 60V59H225ZM63 61L61 62L60 60H59V62H61L60 64H62L63 63ZM156 61V60H155ZM24 62H25V60H24ZM72 62H73V60H72ZM78 62H76L77 64V66H75L76 67V69L75 68H72V67H69L68 66V68L70 69V70H72V69H74V70H77L78 68H79V65H80V63H78ZM136 62H138V61H136ZM142 62V61H141ZM37 63H38V65H37ZM63 63V64H64ZM67 63H69L68 61H67ZM66 63V64H67ZM88 63H86L87 65H88ZM101 63V65H103ZM147 63V62H146ZM145 63V64H146ZM150 63V62H149ZM201 63V62H200ZM85 64V63H84ZM85 64V65H86ZM99 64H100V62H99ZM105 64H107V63H105ZM90 65V64H89ZM88 65V66H89ZM144 64H142V68H144V66H143ZM154 65V64H153ZM161 64H159V66H160ZM35 66V67H36ZM65 66V65H64ZM64 66H62L64 69H65V67ZM71 66V65H70ZM73 66H74V64H73ZM82 66H83V64L80 66L81 67V69H82ZM86 67V68H84V69H86V72L82 69L81 71H82V73H83V71L85 72L84 74V77L85 76H87L88 74H86L88 71H87V68H89L90 69V66L89 67ZM92 66V65H91ZM106 65H104V67L103 68H106L105 67ZM157 67V65L155 64L154 65V68H156ZM158 66V67H159ZM25 66H23V68H24ZM30 67V68H31ZM61 67V68H62ZM84 67V66H83ZM100 67V66H99ZM102 67V66H101ZM164 67V66H163ZM162 67V68H163ZM202 67V66H201ZM22 68V69H23ZM40 68V69H39ZM62 68V69H63ZM94 68V67H93ZM90 69V72H91V75H92V73L93 74H95V72L96 71H98L99 72V69L98 70H94V69ZM97 68V67H96ZM102 68V71H104V69ZM161 68V67H160ZM159 68V69H160ZM174 69H175V67H173ZM21 69V68H20ZM28 69V68H27ZM26 69V70H27ZM43 69V71H45ZM49 69H48V71H49ZM58 69V68H57ZM107 69H108V66H107V68L105 69L106 71H107ZM144 69H146V68H144ZM143 69V70H144ZM153 69V68H152ZM158 69V68H157ZM158 69V70H159ZM165 69V68H164ZM174 69H172V71H174ZM180 68H178V70L177 69H175L176 70V72L178 71L179 73H180V70H179ZM59 70H60V67H59ZM66 70V69H65ZM68 70V69H67ZM80 69H78V72H76V73H81L80 71H79ZM93 72H92V71ZM149 70V69H148ZM171 70V69H170ZM56 71V70H55ZM73 71V70H72ZM95 71V72H94ZM101 71V72H102ZM105 71V72H106ZM147 71V70H146ZM154 71V70H153ZM155 71H157V70H155ZM160 71V70H159ZM243 72L241 69L240 70H238L237 69V72ZM252 71V70H251ZM22 72V71H21ZM47 72V71H46ZM46 72L44 73V75L46 74ZM149 72V71H148ZM158 72V71H157ZM175 72V71H174ZM175 72V73H176ZM253 72V71H252ZM24 73V72H23ZM28 73V72H27ZM37 73V72H36ZM42 73V72H41ZM41 73L39 74V73H37L38 75H41ZM61 73V72H60ZM63 73V72H62ZM97 73V72H96ZM107 73V72H106ZM105 73V74H106ZM22 74V73H21ZM48 74V73H47ZM47 74H46V76H47ZM56 74H58V73H56ZM78 74V75H79ZM99 74H100V72H99ZM104 74V73H103ZM113 74V73H112ZM111 74V75H112ZM153 76L156 78V77H158V78H160L161 77V73L160 72H158V73H154L153 72ZM155 74L157 75V76H155ZM158 74H160V77L158 76ZM165 73H164V71L162 70V75H164ZM177 74V77L179 76L180 78H182V75L180 76V74L178 75V73H176ZM26 75V77H27V74H25ZM43 75V76H44ZM68 75H70L71 76V72H69L68 73ZM111 75H109V76H111ZM168 75H170L169 73H168ZM174 75V74H173ZM185 75V74H184ZM238 76H240L241 77V79L240 80H243V81H246L245 83L247 84V82L249 81V82H251V84H252V80H251V78L252 77H254V80L256 79V76H250V78L248 79L247 77H246V75L245 74H237ZM43 76H41V78H40V81L42 80V82H43V80H45L44 78H43ZM53 76V75H52ZM66 77V79L64 78V80H67V78H69V80L70 79H72L73 78V76H72V78H70L69 76H66V75H64L63 74V77ZM80 76V75H79ZM106 76V75H105ZM104 76V77H105ZM243 76H245V77H243ZM32 77V76H31ZM40 77V76H39ZM87 77H89V76H87ZM99 77V76H98ZM97 77V78H98ZM163 77H165V76H163ZM169 77V76H168ZM185 77V76H184ZM182 78L183 80L185 79V78ZM20 78H22V76L20 77ZM47 78V77H46ZM58 78V77H57ZM56 78V79H57ZM62 78V77H61ZM81 78H82V74H81ZM95 78H96V75H95ZM109 78V77H108ZM115 78V77H114ZM162 78V77H161ZM171 78H173L172 79V83H175V81L174 80H176V78H175V76H171ZM170 77H169V79H171ZM194 78H195V76H194ZM246 79V80H244V79ZM83 79H85L86 80V77L85 78H83ZM165 79V78H164ZM23 80V79H22ZM37 80V81H36ZM47 80V79H46ZM52 80V79H51ZM76 80H77V78H76ZM80 80V79H79ZM111 80V79H110ZM161 80V79H160ZM168 80V79H167ZM196 80V79H195ZM227 80V79H226ZM239 80V79H238ZM257 81L259 80V79H256ZM256 80L255 81H253V82H256ZM54 81H56V80H54ZM68 81V80H67ZM81 81V80H80ZM79 81V83L81 84V82ZM82 81H84V80H82ZM95 81H96V79H95ZM149 81H151V80H149ZM148 81V82H149ZM164 81V80H163ZM162 81V82H163ZM178 81V80H177ZM185 81V80H184ZM187 81V80H186ZM185 81V82H186ZM18 82H19V84H20V82H21V80L19 81L18 80ZM42 82H39V84H40V87H36V89L35 90H44V89H42L41 88V83ZM45 82V81H44ZM93 82V81H92ZM100 82V81H99ZM116 82V81H115ZM146 82V81H145ZM145 82H144V84L143 85H145ZM156 82V81H155ZM162 82H160V83H162ZM168 82V81H167ZM183 82V81H182ZM181 82V83H182ZM228 82V81H227ZM259 82V81H258ZM258 82H257V84H258ZM34 83H33V86L32 87H35V85H34ZM48 83V82H47ZM56 83H57V81H56ZM60 83V82H59ZM70 83V82H69ZM71 83H72V81H71ZM84 83V82H83ZM143 83V82H142ZM164 83V82H163ZM172 83H170V85L172 84ZM186 83H188V82H186ZM192 83V82H191ZM191 83H188V84H191ZM147 84H149V83H146V85ZM177 84V83H176ZM178 84H180V83H178ZM177 84V85H178ZM185 84V83H184ZM226 84V83H225ZM231 84V83H230ZM229 84V85H230ZM251 84L249 83V85L251 86ZM255 83H253V86H256V84L254 85ZM26 85V84H25ZM52 85V84H51ZM50 85V86H51ZM53 85H54V83H53ZM68 85V84H67ZM73 85V84H72ZM98 85V84H97ZM151 85V84H150ZM155 85V84H154ZM170 85H168L167 84V86H170ZM174 85V84H173ZM249 85H245V86H249ZM16 86H17V88L19 87V85L18 84H16ZM24 86V83L22 84V87ZM44 86V85H43ZM57 86V85H56ZM64 86V85H63ZM109 86V85H108ZM131 86V85H130ZM151 86H153V85H151ZM166 86V85H165ZM179 86H181V85H178V87ZM186 86V85H185ZM191 86V85H190ZM231 86V85H230ZM234 86V85H233ZM249 86V87H250ZM253 86H251L252 87V89H251V91H253L255 88H253ZM258 86V85H257ZM256 86V87H257ZM91 87V86H90ZM89 86H88V88H90ZM93 87V88H92ZM91 88H92V90H94V87H96V86H92ZM98 87V86H97ZM99 87H101V86H99ZM99 87H98V89H99ZM174 87V86H173ZM16 88V89H17ZM58 88V87H57ZM68 88V87H67ZM83 88H85V90H87L86 88H87V86H85V87H83ZM90 88V89H91ZM140 88V87H139ZM151 88V87H150ZM154 88H156V87H154ZM163 89L165 88V87H162ZM162 88H161V90H162ZM168 88H170V89H172V85L170 86V87H168ZM193 88V87H192ZM228 88V87H227ZM23 89H24V87H23ZM59 89V88H58ZM89 89V91H91ZM97 89V90H98ZM101 89H103L102 87L100 88V91H101ZM159 89H160V86H159ZM174 89V88H173ZM179 89V88H178ZM188 89H189V86H188ZM191 89V88H190ZM241 89V88H240ZM259 88H256V90H258ZM24 90H26V89H24ZM49 90H52V88H50ZM72 90H73V88H72ZM84 90V89H83ZM96 90V91H97ZM146 91H147V89H145ZM149 90V89H148ZM227 90V89H226ZM250 90V89H249ZM15 91V90H14ZM37 91V92H38ZM39 91V93H41ZM47 91V90H46ZM69 91V90H68ZM95 91V92H96ZM100 91H99V93H100ZM155 91V90H154ZM157 91V90H156ZM163 91V90H162ZM166 91V90H165ZM180 91V90H179ZM24 92H26V91H24ZM27 92L25 93L26 95H27ZM50 92H52V93H54L53 92V90L52 91H50ZM85 92H87V91H85ZM93 92V91H92ZM103 92H105L106 93V91H104V89L102 90V93ZM149 92V91H148ZM148 92H146L147 93V95L149 94ZM169 92H170V90H169ZM187 92H189L188 94H192L190 91H187ZM229 92V90L226 92V94ZM260 92V90L259 91H255L253 94H260L259 93ZM99 93H92V94H95V96H96V94H97V97L99 96ZM101 93V94H102ZM151 93V92H150ZM36 94V93H35ZM50 95H51V93H49ZM81 94H83V93H81ZM181 94V93H180ZM229 94H231L230 92H229ZM228 94V95H229ZM16 95H18L19 96V94H18V92H17V94ZM16 95H14L15 97H16ZM32 95V94H31ZM47 95H48V93H47ZM60 95V94H59ZM85 95V94H84ZM87 95V94H86ZM172 95V94H171ZM177 96H178V94H176ZM14 96H12V97H14ZM24 96V95H23ZM36 96V95H35ZM94 96V97H95ZM173 96V95H172ZM186 96V95H185ZM191 96V95H190ZM51 97H53V96H51ZM50 97V99H52ZM55 97V96H54ZM97 97H95L96 99H97ZM100 97H103V99H99L100 101L101 100H104V94H103V96L101 95ZM258 97V96H257ZM36 98V97H35ZM112 98H114V97H112ZM125 98V97H124ZM153 97H151V99H152ZM182 98H183V96H182ZM191 98V97H190ZM205 97H203V99H204ZM14 99V98H13ZM12 99V100H13ZM37 100L38 99H41V98H36ZM36 99H35V101H36ZM44 99V98H43ZM57 99V98H56ZM78 99H80V98H78ZM116 99H117V97H116ZM154 99H156V98H154ZM184 99V98H183ZM186 99V98H185ZM243 99V98H242ZM49 100V99H48ZM58 100V99H57ZM88 100H89V98H88ZM93 100H94V98H93ZM113 100V99H112ZM158 100V99H157ZM159 100H160V98H159ZM168 100V99H167ZM166 100V101H167ZM177 100V99H176ZM179 100V99H178ZM13 101H15V100H13ZM98 101V100H97ZM117 101H119V100H117ZM190 101V100H189ZM201 101V100H200ZM259 101H261V100H259ZM38 102H39V100H38ZM42 102V101H41ZM80 102V101H79ZM157 102H159V101H157ZM156 102V103H157ZM21 103V102H20ZM32 103V102H31ZM40 103V102H39ZM44 103V102H43ZM49 103H51V102H49ZM53 103V102H52ZM87 103V102H86ZM102 101H101V105H102ZM116 103V102H115ZM162 103V102H161ZM160 103V105L162 106V104ZM182 103H183V100H182ZM12 104L14 105V107L12 106ZM23 104V103H22ZM22 104H21V106H22ZM26 104V103H25ZM89 104V103H88ZM108 104H109V107L108 108H110L111 106V108H113V105H115V104H112L111 106H110V103L108 102ZM152 104V103H151ZM159 104V103H158ZM166 104V103H165ZM170 104V103H169ZM179 104V103H178ZM56 105H57V103H56ZM97 105V106H96ZM96 105H95V107H96V109H97V107L100 105V103L98 104L97 102H96ZM159 105V106H160ZM243 105V107L245 106V104L243 103L242 104ZM11 106V107H10ZM90 106V105H89ZM103 106V105H102ZM160 106V107H161ZM164 106H166V105H164ZM191 106V105H190ZM28 107V108H27ZM50 107V106H49ZM73 107V106H72ZM101 107V106H100ZM100 107H98V110L100 109ZM115 107V106H114ZM236 107H238L239 108V106H236ZM157 108V107H156ZM165 108V107H164ZM164 108H162V110L164 109ZM188 108V107H187ZM192 108V107H191ZM250 108L251 107H249V108H247V110L249 109L250 110ZM256 108V107H255ZM258 108V107H257ZM54 109V108H53ZM52 109V110H53ZM95 109V110H96ZM114 109V108H113ZM122 109V108H121ZM182 109H184V108H182ZM12 110V109H11ZM49 110V109H48ZM93 110H94V108H93ZM97 110V111H98ZM101 110V109H100ZM134 110H135V108H134ZM154 110H155V107H154ZM167 110V109H166ZM180 110V109H179ZM187 110L188 109H186V112H185V114H186V116H187V119H188V112H187ZM190 110V109H189ZM238 110V109H237ZM242 110L244 111H246V107H244V108H242ZM242 110L240 111V113L242 112ZM257 109H255V111H256ZM262 110H264V107L262 108V109H260V114H262ZM14 111V110H13ZM57 111H59V110H57ZM122 111V110H121ZM130 111V110H129ZM139 111V110H138ZM157 111V109L155 110V112ZM198 111V110H197ZM196 111V112H197ZM239 111H238V113H239ZM244 111V112H245ZM258 111V110H257ZM256 111V115H258V113H259V111L257 112ZM14 112H16V111H14ZM50 112V111H49ZM51 112H54V111H51ZM116 111H115V109H114V113H115ZM118 113H120L119 111H117ZM140 112V111H139ZM154 112V113H155ZM161 112V111H160ZM175 112V111H174ZM176 112H178L177 111V109H176ZM175 112V113H176ZM248 112V111H247ZM246 112V113H247ZM251 112H253L254 113V111H253V109H251ZM250 111L248 112V115L251 113ZM28 113V112H27ZM57 113V112H56ZM136 113V115H137V111L135 112ZM141 113V112H140ZM147 113V112H146ZM153 113V112H152ZM182 113V112H181ZM252 113V114H253ZM30 114V113H29ZM55 114V113H54ZM60 114V113H59ZM79 114V113H78ZM130 114V113H129ZM139 114V113H138ZM162 114H164V113H162ZM168 114H170L169 112H168ZM167 114V112H166V115H168ZM189 114H190V112H189ZM192 114V113H191ZM198 114V113H197ZM204 114V113H203ZM242 114H244V113H242ZM47 115V114H46ZM65 115V114H64ZM134 115V114H133ZM139 115H141V114H139ZM193 115H194V113H193ZM255 115V114H254ZM254 116L255 118H257V116ZM27 116V115H26ZM52 116H53V114H52ZM58 116H60V115H58ZM84 116V115H83ZM131 116H132V114H131ZM138 116V115H137ZM185 116V115H184ZM183 116V117H184ZM185 116V117H186ZM237 116V115H236ZM244 116V118L245 119H247V114H246V117H245V114L243 115ZM251 116V118H252V116L253 115H250ZM64 117V116H63ZM130 117V116H129ZM139 117V116H138ZM136 118L135 116L133 117L132 116V118H134L133 120H131L132 122V124H133V122H134V124H135V122L136 123H138L137 121L138 120H136V119H139V118ZM142 117V116H141ZM140 117V118H141ZM159 117H161V116H159ZM185 117H184V119H185ZM192 118H193V116H191ZM24 118V119H23ZM49 118V117H48ZM53 118H55L54 116H53ZM102 118V117H101ZM132 118H130V119H132ZM144 118V117H143ZM145 118H147V116H145ZM163 118V117H162ZM171 118V117H170ZM189 118H190V116H189ZM232 118V117H231ZM234 118H236V117H234ZM237 118L239 119V117L237 116ZM254 118V120H256ZM27 120V122H26V120ZM58 119H60V118H58ZM64 119V118H63ZM67 119V118H66ZM65 119V120H66ZM109 119V118H108ZM112 119V118H111ZM117 119V118H116ZM115 119V120H116ZM151 119H152V117H151ZM154 119V118H153ZM172 119V118H171ZM182 119V118H181ZM249 119V118H248ZM248 119H247V122H248ZM259 121H260V123L262 122L260 119H261V117H259L258 116V118H257ZM264 118H262V120H263ZM106 120V119H105ZM113 120V119H112ZM118 120H120V118L118 119ZM173 120H175V118L173 119ZM178 120V119H177ZM198 120V119H197ZM205 120V119H204ZM251 119H249V121H250ZM258 120H256L257 122H258ZM28 121H30V124H28L29 122ZM36 121H38V123H36L35 124V122ZM85 121V120H84ZM104 121V120H103ZM154 121V120H153ZM158 121V120H157ZM166 121V120H165ZM182 121V120H181ZM189 121V120H188ZM5 122V123H4ZM10 122H12V123H14V124H11ZM31 122H33L34 123V125L32 126V124L33 123H31ZM64 122V121H63ZM81 122V121H80ZM121 122V121H120ZM145 122V121H144ZM147 122V121H146ZM173 122V121H172ZM213 122V121H212ZM236 122V121H235ZM253 122V121H252ZM9 123V124H8ZM24 123V124H23ZM104 123H105V121H104ZM111 123H112V121H111ZM110 123V124H111ZM116 122H114V124L113 125H116L115 124ZM122 123V122H121ZM142 123V122H141ZM151 123V122H150ZM180 123L181 122H179V125H180ZM198 123V122H197ZM215 123V122H214ZM250 123H251V121H250ZM256 122L254 121L253 123H251V124H255ZM260 123L258 124V126H257V124H255L256 125V127H259V125H260ZM263 123V122H262ZM261 123V124H262ZM38 124V125H37ZM56 124V123H55ZM107 124H109L108 122H107ZM118 124V123H117ZM120 124V123H119ZM133 124V125H134ZM10 126V128H8L9 126ZM112 125V124H111ZM125 125V124H124ZM131 125V124H130ZM133 125H131L132 127H134ZM137 125V124H136ZM178 125V124H177ZM190 125V124H189ZM192 125V124H191ZM190 125V126H191ZM207 125V124H206ZM116 126H118V127H120L119 125H116ZM128 126V125H127ZM140 126V125H139ZM148 126V125H147ZM186 126V125H185ZM210 126H212L211 124H210ZM252 126V125H251ZM254 126V125H253ZM132 127L130 128V126L128 127V128H130V129H128V131L129 132H126V134L128 135L129 133H131L132 131H134L133 129H132ZM176 127V126H175ZM182 127V126H181ZM183 127H184V124H183ZM193 127V126H192ZM192 127H190V129L192 128ZM264 127V126H263ZM114 128H115V126H113V130H114ZM135 128V127H134ZM153 128V127H152ZM161 128V127H160ZM187 128V127H186ZM185 128V129H186ZM204 128V127H203ZM213 128L214 127H212V130L211 129H209V128H207L208 130H210V131H213ZM51 129V128H50ZM49 129V130H50ZM55 129H56V126H55ZM55 129H53V131L55 130ZM148 129V128H147ZM190 129L189 130H187L186 129V131H188V134H190L189 133V131H190ZM198 129H200V131H203L202 130V128H198ZM90 130V129H89ZM104 130V129H103ZM117 130V129H116ZM126 131H127V128L125 129ZM143 130V129H142ZM144 130H145V128H144ZM166 130V129H165ZM178 130H180V132H184L185 133V131H181V128L179 127V129ZM193 130H194V127H193ZM215 130V129H214ZM247 130V131H246ZM243 129L242 131H243V133H245V131H246V133L249 131L248 129ZM43 131H45V133L43 132ZM58 131H61V129L60 130H58ZM118 131H122L121 133L120 132H115V133H117V135L119 136V135H121L122 133V135H123V137H119V139L117 138V135L115 134V137L121 142V144H122V138H123V141L125 140V141H127V143H129V141L128 140H126V139H128L126 136V134H124V129L123 130H121V127H120V130H118ZM137 131V130H136ZM174 131V130H173ZM199 131V130H198ZM218 131V130H217ZM93 132V131H92ZM145 132V131H144ZM161 132V131H160ZM163 132V131H162ZM170 132H172L171 130H170ZM169 132V133H170ZM214 132V131H213ZM216 132V131H215ZM55 133H57L56 131H55ZM99 133V132H98ZM97 133V135H99ZM111 133H113V132H111ZM120 133V134H119ZM140 133V132H139ZM138 133V134H139ZM175 134L177 133H179V132H174ZM174 133H172V135H174ZM181 133V134H182ZM204 133V132H203ZM205 133H206V131H205ZM208 133V132H207ZM240 133V132H239ZM242 133V132H241ZM243 134L244 136H246V135H248L249 134V132L247 133V134ZM255 133V132H254ZM61 134H63V133H61ZM60 134V135H61ZM101 134V133H100ZM133 134V132L131 133V135ZM187 134V133H186ZM186 134H184V135H186ZM186 135V136H190V135ZM213 134V133H212ZM59 135V133L57 134V136ZM60 135L58 136V138H60ZM89 135V134H88ZM87 135V136H88ZM91 135H93V134H91ZM112 135V134H111ZM110 134L108 135L107 134V136L106 137H109V136H111ZM126 135V136H125ZM130 135V136H131ZM137 135V134H136ZM166 135V134H165ZM164 135V136H165ZM205 135V134H204ZM204 135H202V137L204 136ZM206 135H209L210 136V133L209 134H206ZM205 135V136H206ZM219 135V134H218ZM250 135H251V132H250ZM250 135H248L247 137H244V139L243 140H245V138H248ZM259 135V134H258ZM258 135H256V137L258 136ZM87 136H85L86 138H87ZM90 136V135H89ZM96 137V135H93V137ZM100 136V135H99ZM98 136V137H99ZM103 136V135H102ZM124 136H125V138L126 139H124ZM133 136V135H132ZM176 136V135H175ZM175 136H174V138H175ZM180 136V135H179ZM178 136V137H179ZM186 136L184 137V138H186ZM200 136V135H199ZM252 136V135H251ZM253 136H255V135H253ZM253 136L251 137V138H253ZM39 137V136H38ZM41 137H39V138H41ZM55 137V136H54ZM63 137V136H62ZM72 137V136H71ZM74 137V136H73ZM72 137V138H73ZM115 137H114V140H115ZM129 137V136H128ZM151 137V136H150ZM173 137V136H172ZM181 137H182V135H181ZM201 137V136H200ZM208 137V136H207ZM211 137H214V138H212L213 140L215 139V136H210L209 138L211 139ZM217 137V136H216ZM239 137H242V134H241V136H239ZM254 137L253 139L254 140H256L257 141V139H259V137ZM32 138H34V139H32ZM51 138V139H50ZM78 138V137H77ZM90 138H92V137H90ZM97 138V137H96ZM101 138V137H100ZM120 138H121V140H120ZM141 138H143V137H141ZM159 138V137H158ZM204 138V137H203ZM208 138V139H209ZM243 138V137H242ZM250 138V139H251ZM38 139V138H37ZM62 139H64V138H62ZM92 139H95V138H92ZM102 139H103V137H102ZM108 139V138H107ZM110 139V138H109ZM130 139H131V137H130ZM135 139V138H134ZM155 139H156V137H155ZM161 139V138H160ZM178 139V138H177ZM181 139V138H180ZM194 139H196V138H194ZM211 139V140H212ZM219 139H220V137H219ZM235 139V138H234ZM21 140V141H20ZM33 140V141H32ZM40 140V141H41ZM48 140H51V141H48ZM53 140V141H52ZM86 140V139H85ZM87 140H88V138H87ZM96 140V139H95ZM94 140V141H95ZM106 140V139H105ZM111 140V139H110ZM158 140V139H157ZM212 140V141H213ZM238 140L240 141V139L238 138ZM252 140V139H251ZM254 140L252 141V142H254ZM70 141H72V140H70ZM117 141V140H116ZM115 141V142H116ZM134 141V140H133ZM181 141V140H180ZM180 141H178V142H180ZM182 141H184V139H182ZM188 141H191L190 139L188 140L187 139V142ZM255 141V142H256ZM25 144H24V143ZM37 142V141H36ZM67 142H69L68 140H67ZM89 142V141H88ZM92 142V144L93 143H95V147H96V145H98L99 146V140H97V141H95V142H93V141H91ZM135 142V141H134ZM137 142V141H136ZM142 142H144V141H142ZM161 142V141H160ZM164 142V141H163ZM163 142L161 143V147H160V149L162 148V147H164V145H166V144H163ZM175 142V141H174ZM177 142V143H178ZM195 142H197V141H195ZM208 142V141H207ZM216 142V141H215ZM238 142V141H237ZM241 143H242V148L243 147H245V146H243V143H246V141L244 142H242V140L240 141ZM240 142H239V147H241V144H240ZM22 143L24 144V146H22ZM49 143V145H51V144H53V143H51L50 144ZM98 143V144H97ZM107 142H105V144H106ZM116 143H118V141L116 142ZM131 144H132V142H130ZM149 143V142H148ZM158 143V142H157ZM186 142L184 141V143H182L181 142V144L182 145H184ZM192 143V142H191ZM190 142H188V146L189 147H185L186 149L188 148H190V147H192V144H191ZM256 143H258L259 144V147H261L260 146V142L259 141H257ZM57 144H58V142H57ZM82 144V143H81ZM80 144V145H81ZM102 144V143H101ZM104 144V143H103ZM110 144H111V142H109V149H110ZM119 144V146L118 145H116L117 146V148H116V146L114 147V149H118V147H119V150L123 147V144H124V142H123V144H122V147L120 146V143H118ZM167 144H168V142H167ZM196 144V143H195ZM200 144V143H199ZM199 144H197L198 145V147H199ZM217 144V143H216ZM219 144V143H218ZM237 145H238V143H236ZM251 144V143H250ZM254 144V143H253ZM38 145V144H37ZM43 145V144H42ZM74 145V144H73ZM79 145V144H78ZM94 145V144H93ZM140 145V144H139ZM143 145H145V144H143ZM157 145H159V144H157ZM163 145V146H162ZM169 145H170V142H169ZM168 145V146H169ZM191 145V146H190ZM209 145H210V143H209ZM245 145H247V144H245ZM252 145V144H251ZM51 146H53L54 147V145H51ZM56 146V145H55ZM58 146V145H57ZM72 146V145H71ZM113 146H114V142H113V145H112V149H113ZM130 146V145H129ZM148 146H150L149 144H148ZM206 146V145H205ZM208 146V145H207ZM253 146V145H252ZM254 146H255V144H254ZM253 146V147H254ZM44 147V146H43ZM46 147H44V149H46ZM53 147L52 148H50V149H53ZM81 147H82V145H81ZM91 147H93V146H91ZM104 147V146H103ZM107 147V146H106ZM126 148H127V146H125ZM140 147V146H139ZM138 147V148H139ZM159 147V146H158ZM172 148V146L170 145L169 146V148ZM173 147H176V145L174 146L173 145ZM184 147V146H183ZM200 147H201V145H200ZM212 147H214L213 145H212ZM216 147V146H215ZM238 147V146H237ZM236 147V148H237ZM247 147H249L250 148V145L249 146H247ZM252 147V148H253ZM258 147V148H259ZM25 148V150L23 151V149ZM60 148V147H59ZM59 148H57V149H59ZM108 148V147H107ZM106 148V149H107ZM131 148V147H130ZM129 148V149H130ZM146 147H144V149H145ZM150 148H151V146H150ZM153 148V147H152ZM156 148H157V146H156ZM179 148H180V144H179ZM193 148V147H192ZM204 148V147H203ZM208 148V147H207ZM206 148V149H207ZM210 148V147H209ZM219 148H221V147H219ZM5 149V148H4ZM85 149V148H84ZM123 149V148H122ZM128 149V148H127ZM126 149V150H127ZM148 149V148H147ZM167 149H168V147H167ZM182 149V148H181ZM188 149L186 150L187 151V153H185L186 151H184V148H183V151H184V154L185 155H183V153H182V155L185 157V156H187L188 157V154L190 155L191 153H192V150L194 149H189V151H191L190 153L188 152ZM212 149H214V148H212ZM216 149H218V148H216ZM240 149V148H239ZM255 149V148H254ZM253 149V150H254ZM260 149V148H259ZM259 149L257 150V152L259 151ZM264 149V148H263ZM116 150H113V151H116ZM119 150L118 151H116V152H119ZM133 150H135V149H133ZM150 150V149H149ZM153 150V149H152ZM155 150V149H154ZM153 150V151H154ZM156 150H158V149H156ZM156 150L154 151V152H156ZM162 150V149H161ZM164 150V149H163ZM170 150H172V149H170ZM177 150V149H176ZM179 150V149H178ZM203 149H201V152H203L202 151ZM237 150H238V148H237ZM244 150H245V148H244ZM247 150V149H246ZM245 150V151H246ZM249 150V149H248ZM256 150H254L255 152H256ZM262 149H260V151H261ZM60 151V150H59ZM110 151V150H109ZM112 151V152H113ZM123 151V150H122ZM139 151V150H138ZM141 151V150H140ZM167 151V150H166ZM166 151H164L165 152V155H166ZM181 151V150H180ZM193 151H196V149H194ZM215 151V150H214ZM218 151V150H217ZM245 151H243L242 149H241V152H245ZM249 151H252V149L251 150H249ZM26 152H28V150L26 151ZM131 152H133V151H131ZM149 152V151H148ZM151 152V151H150ZM164 152H163V155H164ZM178 152V151H177ZM200 151H198V153H199ZM209 152V151H208ZM207 152V153H208ZM264 152V151H263ZM41 153V152H40ZM83 153V152H82ZM102 153V152H101ZM141 153V152H140ZM146 153H147V151H146ZM159 153V152H158ZM205 154H206V152H204ZM210 153V152H209ZM250 153V152H249ZM258 153H260V152H258ZM262 153V152H261ZM86 154V153H85ZM87 154H89V151H87ZM93 154V153H92ZM104 154V153H103ZM113 154H114V152H113ZM135 153H133V155H134ZM136 154H138V152L136 153ZM135 154V155H136ZM153 154V153H152ZM151 154V155H152ZM160 154H162V151H161V153ZM169 154H171V152L169 153ZM197 154V153H196ZM201 154V153H200ZM253 154V153H252ZM264 154V153H263ZM262 154V156H257L258 154H255L256 155V161H255V164H254V162H252L255 158H253L252 156H255V155H252L251 157H252V161L250 162V165L249 166H251V168H253L254 166H252V164L251 163H253L254 165H255V169H252V170H255L254 172L252 171V173H254V175H253V179L254 180H256L257 179V175H260V173H261V176L257 179V181H255L256 182V185H258V187H257V194H258V201L256 202V206H259V213L262 215V217H263V220H264V155ZM58 155V154H57ZM75 155V154H74ZM99 155V154H98ZM141 154H139L138 156H140ZM157 155V154H156ZM179 155H181V154H179ZM193 154H191V156H192ZM209 155V154H208ZM245 155H246V152H245ZM261 155V154H260ZM72 156H73V154H72ZM88 156H90V155H88ZM92 157H93V155H91ZM124 156V155H123ZM137 156V155H136ZM168 156V155H167ZM167 156H165V157H167ZM178 156V155H177ZM203 156H205L206 158H207V156L206 155H200V157H201V163H203V161L206 159L205 157H203ZM211 156V155H210ZM221 156V155H220ZM87 157V156H86ZM98 157H100V156H98ZM110 157V156H109ZM114 157H118V156H113V158ZM141 157V156H140ZM139 157V158H140ZM159 157H160V155H159ZM180 157H182V156H180ZM183 157V159H184V161H185V158ZM212 157V156H211ZM215 157V156H214ZM246 157V156H245ZM261 157V158H260ZM24 158L26 159V161L24 160ZM91 158V157H90ZM89 158V159H90ZM112 158V157H111ZM121 158V160L120 161H123V158L122 157H120ZM119 158V159H120ZM151 158H152V156H151ZM150 158V156H149V158L148 159H151ZM168 158V157H167ZM178 158H179V156H178ZM177 158V159H178ZM193 158V157H192ZM202 158H205V159H202ZM209 156H208V159H207V161L209 160ZM220 159L222 158V157H219ZM236 158V157H235ZM52 159H53V157H52ZM59 159V158H58ZM76 159H78V158H76ZM93 159L95 160L96 159V164H97V161H98V159H97V157H96V155H95V158L93 157ZM100 159H102V157L100 158ZM116 159V158H115ZM127 159H129V162L132 160L130 157L129 158H127ZM173 159H174V157H173ZM176 159V160H177ZM180 159V158H179ZM234 159V158H233ZM55 160V159H54ZM124 160H126L125 158H124ZM139 160V159H138ZM152 160V159H151ZM154 160V159H153ZM163 160V159H162ZM161 160V161H162ZM165 160H166V158H165ZM172 159L171 158H169V162L171 161ZM180 160H182V159H180ZM180 160H178L177 162H176V164L180 161ZM197 160H198V158H197ZM200 160V159H199ZM203 160V161H202ZM213 160V159H212ZM231 160V159H230ZM25 161V162H24ZM30 161V160H29ZM60 161V160H59ZM86 161V160H85ZM102 161V160H101ZM100 161V162H101ZM111 161V160H110ZM119 161V162H120ZM188 161V160H187ZM190 161V160H189ZM193 161V160H192ZM206 161V162H207ZM219 161V160H218ZM225 161V160H224ZM12 162V163H13ZM24 162V163H23ZM27 162V163H26ZM43 162H45V161H43ZM81 162V161H80ZM100 162H98L99 164H100ZM124 162V161H123ZM122 162V163H123ZM128 161H125L123 164L125 165V163H127ZM128 162V163H129ZM147 162H149V161H147ZM154 162V161H153ZM163 162V161H162ZM171 162H174V161H171ZM183 162V161H182ZM194 162V161H193ZM198 162H200V161H198ZM237 162V161H236ZM238 162H240L241 163V161H238ZM79 163V162H78ZM83 163V162H82ZM115 163V162H114ZM114 163H110L111 165H113L112 167H114L115 169H113L112 167H111V165L109 166L111 169H110V171H112V169L114 170V171H116L117 173L119 172V171H122L121 169H122V167H125V166H123V164H120V163H118V160H117V165L116 164H114ZM127 163V164H128ZM132 163H134V162H132ZM138 163V162H137ZM152 163V162H151ZM155 163V162H154ZM167 163V162H166ZM185 163V162H184ZM24 164V165H23ZM47 164H49V163H47ZM129 164H131V163H129ZM139 164V163H138ZM149 164V163H148ZM162 164V163H161ZM165 164V163H164ZM170 164H172V163H170ZM170 164H168L169 166H171ZM182 164V163H181ZM219 164H220V162H219ZM41 165V164H40ZM79 165V164H78ZM122 166V167H120L119 168V166ZM135 165V164H134ZM134 165H131L132 167L134 166ZM137 165V164H136ZM135 165V166H136ZM150 165V164H149ZM153 165V164H152ZM159 165H160V163H159ZM163 165V164H162ZM186 165H187V163H186ZM194 165V164H193ZM202 164H200V166H201ZM243 165V164H242ZM34 166V165H33ZM75 166V165H74ZM83 166V165H82ZM116 166H118V169H120V170H118L117 171V167ZM130 166V165H129ZM128 166V167H129ZM135 166H134V168H135ZM146 166V165H145ZM155 166V165H154ZM161 166V165H160ZM167 166V165H166ZM175 165H173V167H174ZM240 166V165H239ZM16 167H14V169L16 168ZM39 167H41V166H39ZM38 167V168H39ZM127 167V168H128ZM132 167H131V170L130 169H128L129 170V172L130 171H132ZM157 167H158V165H157ZM178 167V166H177ZM211 167H213V166H211ZM232 167V166H231ZM38 168H36L37 170H38ZM42 168H43V166H42ZM46 168V167H45ZM81 168V167H80ZM87 168V167H86ZM102 168V167H101ZM143 169V171H146V169L144 170V168L145 167H142ZM147 168V167H146ZM163 168V166L161 167V169ZM183 169H184V167H182ZM195 168V167H194ZM218 168H220V167H218ZM217 168V169H218ZM243 168H245V167H243ZM16 169V170H17ZM41 169V168H40ZM98 169V168H97ZM153 169H154V167H153ZM160 169V170H161ZM168 169H170V167L168 168ZM186 169H187V167L184 169L185 171L184 172H187L186 171ZM189 169V168H188ZM228 169V168H227ZM239 169V168H238ZM19 170H17V171H19ZM32 170H34V169H32ZM91 170V169H90ZM124 170V169H123ZM158 170V169H157ZM166 170V169H165ZM174 170V169H173ZM172 170V171H173ZM191 170V169H190ZM207 170H209L208 168H207ZM231 170V169H230ZM10 171V170H9ZM92 171V170H91ZM96 171V169H94V172ZM109 171V172H110ZM125 171V170H124ZM124 171H122V172H124ZM33 172V171H32ZM37 172V171H36ZM62 172H63V170H62ZM158 172V171H157ZM202 172V171H201ZM4 173V172H3ZM7 173V172H6ZM12 173L13 172H8V176H6V182H5V184H4V186L3 187H1V175H0V264H3V261L5 260V262L7 263V264H13V261L7 256V254H6V252H7V250H8V248H10V245H11V241L13 240H10V238L8 237V236H6L5 234L8 232V223L11 221V219L13 220L15 217H17V215H18V213H19V209H17V207H19V206H16V204L14 205V206H16V208L14 207V208H12L13 210L9 213V214H7V213H4V211L2 210V204H3V198L5 199V200H7L6 198L8 197V195L9 194H13V191L14 192H16V191H22V189H23V186H22V184H21V182H19V179L18 180H16L17 179V176L14 174V175H12ZM20 173H19V175H20ZM60 173V172H59ZM92 173V172H91ZM96 173V172H95ZM112 174H113V172H111ZM117 173H115V175L117 176V175H120V174H117ZM124 173H126L127 175H124V177H123V182H124V180H126V179H124V178H127L126 176H128V181H131V178H130V180H129V177H132V175H133V179H139V177L137 178L136 176H135V173L136 172H130V173H127V171H125ZM132 173V174H131ZM139 173V172H138ZM142 173V172H141ZM163 173H164V171H163ZM171 173V172H170ZM176 173V172H175ZM183 173V172H182ZM188 173V172H187ZM194 173V172H193ZM214 173V172H213ZM220 173V172H219ZM0 174H1V172H0ZM129 174H130V176H129ZM172 174V173H171ZM221 174V177L223 178V181H219V182H221L220 184H221V187H222V182L226 185L227 184V180L225 179L226 177L224 176V174L225 173H223V176H222V172L220 173ZM143 175V174H142ZM170 175V174H169ZM234 175V174H233ZM94 176V175H93ZM97 176H98V174H97ZM102 176H104V174L102 175ZM123 176V175H122ZM163 176H165L166 177V175H163ZM162 176V177H163ZM21 177V176H20ZM26 177V176H25ZM110 177V176H109ZM245 177V176H244ZM22 178H24V176L22 175ZM21 178V179H22ZM97 178V177H96ZM214 178V177H213ZM20 179V180H21ZM114 179H115V177H114ZM133 179H132V181H133ZM178 179V178H177ZM215 179V178H214ZM229 179H230V177H229ZM235 179V178H234ZM237 179V178H236ZM134 180V181H135ZM136 180V181H137ZM142 180V179H141ZM162 180H163V178H162ZM5 181V180H4ZM128 181L126 180L125 182L126 183H122L121 182V185H119L118 184V181H116L115 182V184H117V185H119V188L121 187L122 188V186H123V188L125 187V185H126V187H125V189L126 188H128V186L130 185V183H134V182H129V184H128ZM177 181V180H176ZM176 181H175V184H176ZM181 181V180H180ZM183 181V180H182ZM182 181H181V183H182ZM244 181V180H243ZM93 182V181H92ZM102 184H104V181H103V179H102ZM139 182V181H138ZM194 182V181H193ZM218 181H217V183H219ZM143 183V182H142ZM149 183V182H148ZM178 183V182H177ZM20 184H21V186H20ZM66 184H67V182H66ZM69 184V183H68ZM131 184V185H132ZM137 184V182H135V186H137V188L139 189V191H136L137 190V188H136V190H134V191H136V196H137V192H140V190H141V187H143V184L140 186V188L138 187V185H136ZM139 184V183H138ZM160 184H161V182H160ZM223 184V185H224ZM24 185V184H23ZM31 185H32V183H31ZM35 185V184H34ZM98 185V184H97ZM99 185H100V183H99ZM98 185V186H99ZM130 185V186H131ZM134 185V184H133ZM245 185V184H244ZM28 186H29V184H28ZM80 186V185H79ZM105 186V185H104ZM109 186V185H108ZM129 186V187H130ZM151 186V185H150ZM162 186V185H161ZM176 185H174V189L173 190H175V188L177 187H179V186H181V185H177L176 187H175ZM248 186V185H247ZM254 186H255V184H254ZM33 187V186H32ZM52 187H53V185H52ZM71 187V186H70ZM115 187V186H114ZM22 188V189H21ZM37 188V187H36ZM51 188V187H50ZM63 188V187H62ZM65 188V187H64ZM95 188V187H94ZM105 188H106V186H105ZM121 188H120V191H118V193L119 192H121ZM131 188V187H130ZM130 188H129V191L131 192V190H132V188H131V190H130ZM59 189H60V187H59ZM113 189V188H112ZM115 189V188H114ZM134 189H135V187H134ZM153 189V188H152ZM192 189V188H191ZM197 189V188H196ZM58 190V189H57ZM62 190V189H61ZM142 190H143V188H142ZM142 190H141V192L140 193H142ZM157 190H159L158 188H157ZM177 190V189H176ZM67 191V190H66ZM134 191H132L131 192V194L133 193H135ZM154 192H155V189L153 190ZM163 191V190H162ZM12 192V193H11ZM62 192V191H61ZM117 192V191H116ZM202 192V191H201ZM2 193V194H1ZM23 192H21L20 194H22ZM98 193V192H97ZM145 193H148L147 191H145ZM144 193V194H145ZM15 194H17V192L15 193ZM19 194V195H20ZM161 194V193H160ZM127 195H128V193H127ZM141 195V194H140ZM254 195V194H253ZM253 195H250V196H253ZM62 196V195H61ZM97 196H98V194H97ZM96 196V197H97ZM135 196V197H136ZM147 195L145 194V198H144V200L146 199V202H147V204H148V202H149V206L150 207H154V209H155V206H156V201L153 199V198H150L151 200L153 199V201H150L149 199H148V197H146ZM242 196V195H241ZM240 196V197H241ZM248 196V195H247ZM20 197H22V200H23V202H24V197H23V194L22 195H20ZM138 197V196H137ZM136 197V198H137ZM151 197V196H150ZM210 197V196H209ZM24 198V199H23ZM127 198L129 199V196H127ZM158 198V197H157ZM243 198L244 197H242V201H243ZM108 199H109V197H108ZM147 199H148V201H147ZM237 199V198H236ZM247 199V202H248V198H246ZM113 200H114V198L112 197L110 200H109V202H113ZM156 200H158V199H156ZM187 200V199H186ZM224 200V199H223ZM12 201V200H11ZM10 201V202H11ZM246 201V200H245ZM22 202V203H23ZM70 202V201H69ZM93 202V201H92ZM105 202V201H104ZM120 202V201H119ZM153 202L155 203L154 205H153ZM244 202V201H243ZM218 203V202H217ZM216 203V204H217ZM87 204V203H86ZM110 204V203H109ZM194 204V203H193ZM242 204V203H241ZM106 205V204H105ZM188 205V204H187ZM219 205V204H218ZM230 205H231V210L234 208V207H232V204L230 203V202H228V201H226V207L227 208H225L229 213H231L232 214V212H230L231 210H229V207H230ZM9 206V209H10V205H8ZM102 204L101 203H99V201L97 200V202L94 204V207L95 208H100V209H102ZM129 206V205H128ZM213 206V205H212ZM216 206V205H215ZM3 207H4V204H3ZM11 207H12V204H11ZM177 207V206H176ZM214 207V206H213ZM218 207V206H217ZM216 207V208H217ZM225 207V206H224ZM5 209H6V207H4ZM157 208V207H156ZM204 208V207H203ZM202 208V209H203ZM136 209H137V207H136ZM205 209V208H204ZM203 209V210H204ZM224 209V208H223ZM222 209V210H223ZM247 209L249 210V208H246V211H247ZM8 210V209H7ZM6 210V211H7ZM118 210V209H117ZM116 210V211H117ZM120 210V209H119ZM149 210V209H148ZM192 210V209H191ZM205 210H207V208L205 209ZM216 210H218V209H216ZM225 210V211H226ZM18 211V212H17ZM104 211V210H103ZM123 211V210H122ZM135 211V210H134ZM174 211H175V209H174ZM178 211V210H177ZM225 211H223V212H225ZM226 211V212H227ZM157 212V211H156ZM176 212V211H175ZM174 212V213H175ZM235 212H236V214H237V211L235 210ZM171 213V215H170V217H172V212H170ZM179 213V212H178ZM256 213V212H255ZM184 214V213H183ZM230 214V215H231ZM108 215H109V212H108ZM118 215V214H117ZM137 215L139 216V217H137ZM145 215V214H144ZM176 215V214H175ZM178 216H179V214H177ZM215 215L217 216L218 214H216V211H215V214H214V220L213 221H216V219H215ZM143 216V214L142 213H140V211H139V213L137 212V214H135V216H133V215H130V217L129 218H126V219H121V218H111V222H112V220H113V222H112V227H111V229L108 231L107 230V232L108 233H110L111 234V236H112V239H111V241H110V239H109V241L112 243L113 241H114V244L116 243L117 245L116 246H114L113 248H112V251H111V253H110V251H109V256H106V255H104V253H102V252H104V251H102L101 249H105L104 247L105 246H103L102 247V244H101V246L100 247H102L101 249H99V251L101 250L102 252H100V256L98 257V259H97V262L96 261H94L95 263L94 264H180V261L179 260H177V259H175V258H173L172 256H170L169 255V253L167 252V250L168 249H165V247L163 246V244L162 243H160V241L158 240V236H160V233H159V226L157 225V223L156 224H154V226H153V228L150 230V232H145V230L143 229V226L141 225V221L143 222V220H144V218H141ZM150 216V214H148V216L145 218L148 222H150V219L148 220L147 218ZM160 216V215H159ZM174 216V215H173ZM236 216V215H235ZM111 217H112V215H111ZM119 217V216H118ZM139 218V222H140V224H139V222H138V220L136 221V219L137 218ZM151 217V216H150ZM185 217V216H184ZM29 218H30V216H29ZM47 218V217H46ZM136 218V219H135ZM177 218L178 217H176V220H177ZM205 218L207 219V221H208V217L207 216H205ZM228 218H232V216H228V214L226 213L225 214V219L224 220H226V222H225V224L224 225H226V226H224V229H225V231H226V233H227V235L229 236V242H231V240H233V238L235 239V237H234V231H235V229L234 228H232V229H230L229 227H227V223H228ZM245 218V217H244ZM101 219V218H100ZM140 219H142L141 221H140ZM173 219H174V217H173ZM233 219V218H232ZM15 220V219H14ZM18 220V219H17ZM17 220H15V222L17 221ZM47 220H49L48 218H47ZM103 220V219H102ZM162 220V219H161ZM160 220V221H161ZM175 220V219H174ZM179 220H180V218H179ZM187 220V219H186ZM188 220H189V218H188ZM234 220V219H233ZM21 221V220H20ZM51 221H52V219H51ZM50 221V222H51ZM58 221V220H57ZM212 221V220H211ZM243 221H244V219H243ZM247 221V220H246ZM13 222V221H12ZM98 220H97V223L96 224H98ZM162 222V221H161ZM187 222H189V221H187ZM210 222V221H209ZM60 223V222H59ZM190 223V222H189ZM189 223H188V226H189ZM211 223V222H210ZM219 223V221L217 222V228L219 229L220 228V226L218 227V224ZM16 224V223H15ZM91 224V223H90ZM203 224V226L205 225V222L204 223H202ZM213 224V223H212ZM222 224V223H221ZM17 225V224H16ZM81 225V224H80ZM100 225V224H99ZM140 225V226H139ZM208 225H210V224H208ZM19 226V225H18ZM21 226V225H20ZM45 226V225H44ZM54 226H56V225H53V227ZM79 226V225H78ZM98 226V225H97ZM107 226H109V225H107ZM142 226V227H141ZM174 226V225H173ZM187 226V225H186ZM187 226V227H188ZM229 226V225H228ZM65 227V226H64ZM172 227V226H171ZM170 227V228H171ZM185 227V226H184ZM226 227V228H225ZM251 227V226H250ZM19 228V230L20 231H22V229L21 228H23V227H18ZM78 228V227H77ZM77 228H75L76 230H77ZM99 228V227H98ZM176 228L177 229H179L178 228V226H175V229L173 228L172 229V231L174 232V233H176ZM191 228H192V226H191ZM252 228V227H251ZM13 229H16L15 227L13 228ZM44 229H46V228H44ZM203 229H205V226H204V228ZM213 229V228H212ZM211 229V230H212ZM223 229V228H222ZM256 229V228H255ZM255 229H253L252 228V231H251V233H252V237H253V243H254V245H253V247L255 248V252H256V258L255 257H253L252 256V253L251 252H248L247 251V249H244L245 248V246H240L239 244L238 245H236V248H229V246H228V248L226 247L225 248V245H223L224 246V248H223V246L221 247H219V246H217V244H218V242H217V244H216V246L214 247V246H212V248H210V249H213V250H211V252H213V254L216 256V259H217V262L216 263H218V264H226V263H229V262H227V261H229V259H230V255H231V258H233L234 259V261H235V264H264V238L263 237H261L257 232H256V230ZM52 230H55L54 228L52 229ZM175 230V231H174ZM197 230H198V228H197ZM251 230V229H250ZM15 232H17L16 230H14ZM25 232L27 231V230H24ZM23 231V233H25ZM31 231V230H30ZM45 231V230H44ZM56 231H57V228H56ZM82 231H83V228H82ZM90 231V230H89ZM88 231V232H89ZM188 231V230H187ZM204 231V230H203ZM205 231H207L206 229H205ZM215 231V230H214ZM214 231H213V233H214ZM46 232V231H45ZM49 232H52V231H50V229H49ZM60 232V231H59ZM97 231H95V233H96ZM177 232L179 233L180 232V230L178 231L177 230ZM211 232V231H210ZM43 234H44V232H42ZM48 233V232H47ZM54 233V232H53ZM61 233V232H60ZM86 233V232H85ZM92 233V232H91ZM178 233H176V235L178 234ZM62 234V233H61ZM68 234V233H67ZM76 234V233H75ZM83 234H84V232H83ZM97 234V233H96ZM99 234V233H98ZM105 234H107V233H105ZM104 234V235H105ZM109 234V235H110ZM188 234V233H187ZM206 234V233H205ZM207 234H208V231H207ZM206 234V235H207ZM210 234V233H209ZM208 234V235H209ZM50 235V234H49ZM59 235V238H62L61 236H60V234H58ZM81 235H82V233H81ZM95 235V234H94ZM205 235V236H206ZM237 235V234H236ZM46 236V235H45ZM56 236H57V234H56ZM80 236V235H79ZM107 236V235H106ZM263 236V235H262ZM41 237H42V235H41ZM51 237V236H50ZM58 237V236H57ZM89 239H90V237H89V233H88V236H87ZM96 237V236H95ZM100 237H101V234H100ZM110 237V236H109ZM177 237V236H176ZM211 237V236H210ZM210 237H208V238H210ZM83 238V237H82ZM82 238L81 239H79L80 241L82 240ZM107 238V237H106ZM20 239V238H19ZM29 239V238H28ZM45 239V238H44ZM51 239V238H50ZM49 239V240H50ZM68 239H69V237H68ZM164 239H166V238H164ZM171 239V238H170ZM189 239H190V237H189ZM192 237H191V239H190V241H192ZM21 240V239H20ZM39 240H40V238H39ZM43 240V239H42ZM86 240H88V239H86ZM103 240V239H102ZM107 240V239H106ZM209 240V239H208ZM6 241H8V242H6ZM52 241V240H51ZM84 241V240H83ZM90 241V240H89ZM97 241L99 242V239L97 238ZM168 241H170V240H168ZM92 242V241H91ZM102 242V241H101ZM107 242V241H106ZM109 242V243H110ZM189 242V241H188ZM53 244V242H50V244ZM79 242H77V244H78ZM87 243V242H86ZM85 243V244H86ZM96 243V242H95ZM178 242H177V240H176V243L175 244H177ZM222 243V242H221ZM57 243H55V245H56ZM104 244H105V242H104ZM113 244V245H114ZM168 244H170V243H168ZM235 244H237V243H235ZM247 244V243H246ZM40 245V244H39ZM90 245V244H89ZM98 245H100L99 243H98ZM98 245H97V243H96V246L94 245V247H91V250H92V248H93V250L94 251H97L98 249H95V247H98ZM107 245V244H106ZM109 245V244H108ZM111 245V244H110ZM52 246V245H51ZM54 246V245H53ZM83 246V245H82ZM84 246H87V245H84ZM172 246H173V244H172ZM177 246V245H176ZM11 247H12V245H11ZM210 247H211V245H210ZM234 247H235V245H234ZM244 247V248H243ZM56 248H58V247H56ZM63 248V249H62ZM67 248V247H66ZM88 248H90V247H88ZM88 248H86V249H88ZM99 248V247H98ZM109 249H111L110 248V246L108 247ZM107 248V249H108ZM170 248V247H169ZM61 249L62 250H64V246H62L61 247ZM79 249H81V248H79ZM86 249H85V251H86ZM56 250V249H55ZM90 250V249H89ZM92 250V251H93ZM106 250V249H105ZM171 250V249H170ZM252 250V249H251ZM250 250V251H251ZM51 251V250H50ZM49 251V252H50ZM53 251V250H52ZM51 251V252H52ZM82 251H83V248H82ZM81 251V252H82ZM84 251V252H85ZM88 251V250H87ZM93 251V252H94ZM66 253H67V251H65ZM80 252V253H81ZM172 252V251H171ZM95 253V252H94ZM103 255H102V254ZM105 253H107V250H106V252ZM230 253V254H229ZM251 253V254H250ZM55 254V253H54ZM107 254V255H108ZM32 255V254H31ZM59 255V254H58ZM85 255V254H84ZM92 255V254H91ZM43 257L45 256H47V255H42ZM51 256L53 257V255L51 254ZM50 256V257H51ZM93 256V255H92ZM213 256V255H212ZM215 256H213V257H215ZM48 257V256H47ZM50 257H48V259L47 260H49V258ZM59 257V256H58ZM87 258H85V260L86 259H88V261H85L86 263L85 264H88L87 262H89V260H91V258L89 259L88 258V256H86ZM94 257L95 258H97L96 257V255L94 254ZM175 257V256H174ZM252 257H253V259H252ZM60 258V257H59ZM76 258V257H75ZM79 258H81L82 259V257H79ZM78 258V259H79ZM16 259V258H15ZM51 259H53V258H51ZM77 259V261H78V264H83V263H81V262H79V260ZM211 259V258H210ZM216 259H214V260H216ZM74 260V259H73ZM93 260V259H92ZM91 260V261H92ZM213 260V261H214ZM219 260V261H218ZM36 261H37V259H36ZM38 261H39V257H38ZM45 261V260H44ZM57 261H58V259H57ZM60 261V260H59ZM200 261H201V259H200ZM233 260L232 261H230V263L229 264H231V262H232V264H233V262H234ZM211 262V261H210ZM19 263H21V262H19ZM18 263V264H19ZM34 263H35V261H34ZM39 263V262H38ZM38 263H35V264H38ZM53 263V262H52ZM57 263H59V262H57ZM70 263V262H69ZM73 263V262H72ZM77 263V262H76ZM76 263H74V264H76ZM93 263V262H92ZM91 262H90V264H92ZM32 264V263H31ZM49 264H51V263H49Z\"/></svg>",
  "mask_w": 264,
  "mask_h": 264
}]
</instances>
